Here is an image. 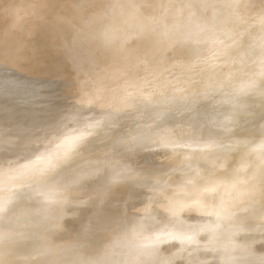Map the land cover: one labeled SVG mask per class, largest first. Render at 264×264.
Listing matches in <instances>:
<instances>
[{"label": "rangeland", "instance_id": "1", "mask_svg": "<svg viewBox=\"0 0 264 264\" xmlns=\"http://www.w3.org/2000/svg\"><path fill=\"white\" fill-rule=\"evenodd\" d=\"M32 1V0H31ZM34 1V0H33ZM30 2V0H29V9H30V11H33V9L35 10V6L37 5V1H35V4H34V2ZM160 0H151V2L153 3V4H156L157 2H159ZM238 2H240L239 3V9H240V11H239V14H238V19H235V18H230V17H228V18H226V17H224L223 18V20L220 22V23H216V24H214V25H212L213 27H218V26H227V27H229V28H233L232 29V31H231V33L233 34L234 32H235V36L236 37H239V42H237L238 44L236 45L237 47H239L240 46V44L242 45V42L244 41V40H247V37L249 36V35H251V34H253V33H255V32H257L258 33V35H256V37L254 38L255 39V42H257L258 40H260V38H262L263 37V28L262 27H264V16H261V14H260V9L261 8H264V0H218V4L219 5H222V6H227V7H230L229 6V4H231V3H233V4H235V3H238ZM30 4H31V6L32 5H34L33 7H31L30 6ZM217 4V5H218ZM228 4V5H227ZM232 4V5H233ZM71 5H72V1L71 0H67V1H65V2H63V1H59V2H57V3H55L54 4V9L55 10H58V11H60L61 9H70V7H71ZM35 7V8H34ZM8 8H10V7H8ZM238 9V10H239ZM8 13L9 14H11L10 13V9H8ZM23 11V10H22ZM152 12V15L153 16H155V15H159L160 14V12H158V11H155V10H148L147 12ZM210 9L209 8H207L206 10H204L203 11V13H202V16H201V18H200V20H201V24H199L198 25V27L200 26V29L201 28H206V30L205 31H203V29H201L202 31H203V33L205 32V33H207V32H210V30L211 29H213V27H211V25L209 26V18H210ZM7 13V15H9ZM34 14V13H33ZM34 15H36V14H34ZM75 20V19H74ZM173 20V17H169V18H166L165 19V27H166V25H168L171 21ZM191 26V28L193 29V27L195 26V28H198V27H196L197 25H190ZM202 26V27H201ZM62 28V27H61ZM210 28V29H209ZM191 29V30H192ZM199 29V28H198ZM198 29H195L196 31L198 30ZM200 29H199V32H196L195 33V31H194V29L192 30V31H190V27L189 28H187V32L185 31V33H183V34H187V35H185V37H187L188 38V33L189 32H192L191 34H193V32H194V34L191 36V37H193V39H194V37L196 38L197 36H194L195 34L196 35H198L197 33H199V40H202L201 38L202 37H205V35L206 34H202V31H200ZM33 28H29L27 31H25L24 33H22L20 30H17V29H15V28H8V32H6L4 35H2L1 36V34H0V89H5V88H7V89H5V90H3L1 93H0V98H2L1 99V101H2V103L0 102V264H8V239L6 240V238H8V233L6 232V230L8 229L9 230V228H11V226L14 228V221H16V219L18 220V218H19V220H18V222H20V223H18V222H15V224H18V225H16V227L18 226V227H20V225H21V227H23L22 226V224H24V223H26V222H30V219H32L33 221H34V223L36 222V221H38V222H41V220L43 219V220H47L48 219V222H43V220H42V223H46V224H44V226L46 225V227L48 226V231H50V226H52V229L53 230H55V228L56 227H54V226H57V223L58 224H60V222H61V220H63V219H59V220H55L54 218H51V219H49L53 214H55V213H51V212H54V211H56L57 209H59V207L60 206H63V204H61L60 205V203H61V201L64 199V200H66V202H67V199L69 198V196L71 195V197L70 198H72V199H70V200H73V199H76L77 198V200H76V202L75 203H77L76 205H74V206H77L76 208L77 209H79L80 207L78 206V204H80L79 202H81L82 201V199L83 200H85V201H88L89 199H91L90 197L91 196H93V195H96L98 192L100 193V194H102V195H100L99 193V195L100 196H98V198H100V199H98V200H100V202H99V204L98 203H96V204H94L95 203V201H97V199L95 198V201L93 202L92 200H94L93 199V197H92V200H90V201H92L91 202V204L89 203V202H85V203H88V204H90L89 206H91V205H95V207L97 208V204H98V206L99 205H101L102 206V200L104 199V200H107V197L105 196L106 195V191L104 190L103 191V189L105 188V186L102 188V187H100V188H102V192L103 193H101V190H100V188L99 189H97L98 191H96V192H94V185H95V181L96 182H98L97 180L99 179V178H97V176H93V175H98L97 173L99 172V173H101L100 175V177H101V179L102 180H104V178H105V182L107 183V185L110 187V188H113L114 187V184L116 185L117 184V182L119 181V183L121 184L122 183V185L124 186V187H126L127 186V184H128V186H130V184H131V186L129 187L130 188V190H131V188H132V190H131V192H132V194H131V196H132V198H138V200L137 199H135V200H137V201H139L140 199H139V197L141 198V195L143 196V195H146L145 196V198L147 199V197H148V202H149V204H150V208H152L154 205H156V203H157V205H159L158 207H160L161 206V203L163 204L162 205V207H161V209H164L165 210V208L164 207H166L167 205V209L166 210H170L169 209V207L171 208V206L174 208L175 207V205L173 204V205H171V204H169V202L170 203H173V202H175L176 204H177V202H178V204L179 205H184V203L186 204V205H184V208H182V210L183 209H187L189 212H191V213H189L187 210L185 211L186 213L188 212L189 214H191V215H195L196 217H195V219L196 220H194V222L195 221H197V218L198 217H201L202 215H203V213H205L204 214V217H201L202 219L201 220H203L204 221V223H205V221H206V219H205V217L207 216V215H209V216H207L206 218H211V216H212V218L213 219H209V221H207L206 223H208V224H203V221H201L200 220V223H199V221H197V222H193V219H194V215H193V218H192V216L191 215H189L188 213L185 215L184 213V211H182L181 210V206H180V208L178 207V208H176V209H180L182 212H180V210L178 211V213H180L179 215H181V213H183L182 215H183V219H184V221L186 220V222L187 223H183L184 221H183V219L181 218V216L179 217L178 216V214H177V211H176V213L175 214H177V216H178V218H179V222H180V218L182 219V221L180 222V224H179V222H178V218L176 217V216H174V219H175V222H174V220H169V216L170 215H172L171 214V212H170V214H168L167 212V216H166V214L164 213L165 211L163 210V214L161 213L162 212V210H160V208H159V210H160V212H156V210L158 209V208H156V207H154V209L153 210H155V208H156V210L155 211H153V212H155V213H153V214H155V215H157L158 213H159V215H157L158 217L159 216H166L165 218L167 219V217H168V220H165V221H168V225L167 224H165V221L162 219V218H160L161 220H163L164 221V223H163V221H158L159 220V218H157V216H154L153 214V216L155 217V218H153L152 217V215H150V216H148L147 217V212L148 211H146V213L144 214L143 213V211H145V210H139L138 209V211H141L142 213H140V212H138L137 210L135 211V212H137L138 214H144V215H146L145 217H147V218H142V219H140L141 217H143V216H141V217H139L140 215H138V217L139 218H137L136 216H134L133 214H130V212H131V209L132 208H134V205H131L132 206V208L130 207V205L128 204V203H126V202H128V200H129V203L131 204V201H135L134 199H132L131 200V196H130V190H128L129 188H128V186H127V189L126 188H124V187H122L121 185H120V187L121 188H119V184L118 185H116L113 189H116V191H113V189H111L110 190V192H115V193H117V195L116 194H114V193H111V194H113V195H109L110 194V192H108V198L109 199H111L112 200V202H113V199H114V202H115V200H119V202H121L120 201V198L122 197V196H124L125 197V199H123V201L121 202L122 203V205L121 204H119L118 203V200L115 202V205L114 206H116V208L112 205V202H111V200H110V203H108L109 202V199H108V201H104V205H105V203H108V205L109 204H111V205H109L108 207H107V205H105V207H107V209L105 208V210H109L108 208H110V212L112 211L111 210V207L113 208H115V211L116 212H114L113 213V211L111 212V216L110 217H112V215H113V218H115L114 220L115 221H117V220H119V222H118V226L120 227V229H122L121 228V226H123V221H122V223L121 224H119L120 223V219H119V216H121V215H124V214H126L127 212V217H128V214H130L129 216H131L132 215V217H128L129 219L130 218H133V223H135L137 220L136 219H139L138 220V223L139 224H137L138 226H140V228H138V226L136 225V223H135V225H136V227L135 228H137V230H138V232H137V230H135L136 231V234H135V232L133 233V229H132V231L130 230V228L128 229V231H127V227H133V226H135V225H133L132 224V219H131V222L130 221H128V222H130L131 224L129 225V223L128 222H126L125 223V221H127V220H129V219H127V217L126 216H121L122 218H121V220H124V223L126 224V226H127V224L129 225V226H125V229L123 230L122 229V231L124 232L125 230L127 231V232H122V234H124V236L123 235H121V236H123L122 238H124L125 240V244H130V245H132L131 243H130V241H127L126 239H128L129 240V238H133V235L135 234V235H137V236H135L134 235V239H133V241H132V243L134 242V246H136L137 244H139L138 243V241H140V244L142 245V247L145 249V245H146V241H144V240H146V239H148V237H149V240L147 241V242H149V241H151V242H149V243H151L152 245H153V243H154V245H153V247H152V245L151 244H147V246H149L150 248H154L153 250L151 249V251L153 252V254L151 253V254H149V252L148 253H145V254H141V253H144L143 251H145V250H142V248L140 247L139 249H141L142 251H140V255H139V249H138V256H136L137 255V252H136V248H138V247H133V249H136L135 250V254H134V257L137 259L136 260V262L133 260L134 259V257H133V255H131L133 258H131L130 260H133L134 262H132V261H127V263L126 264H154L155 262H157L156 264H164V262H163V259L164 258H167V261H166V259H164V261H165V263L167 264V262H168V264L171 262H169L168 261V258H169V260H172V264H177V262H178V264H180L181 262H183V263H181V264H184V261L186 262L185 264H189L191 261H193L192 263H190V264H198V263H200V264H203V263H205L209 258H211V256L213 257V254H214V252H216L218 249H217V247H219V241H220V236L223 234V233H225V231L223 232V227L225 226V230H228V227L226 228V226L228 225V223H226L227 221H226V217L224 216V213H223V211L221 210V208H222V206H220V204L218 205V201H219V203H221V201H223L224 199L226 200L227 198L225 197L224 199H223V197H224V193H225V195H227V196H229V194H227L228 192H227V189H228V187H229V183L231 182V174H233V173H235V174H238L239 176H241V175H245V172L247 173L248 172V170H249V166H250V164L248 163L246 166H243V167H238V165L236 164V162H237V159L238 158H241V157H247V158H249L251 161H257L256 159H257V154L255 153V152H251L250 151V144L253 142V141H256V139H258V137H260V136H258L259 135V133H258V131L256 130V129H254V128H251V127H249V128H244V129H242V130H238L237 131V134H240L241 136H242V139H244L245 141H243V142H240V143H237V144H235L233 147H229L228 146V143L224 140L227 136H229L230 135V133H231V131H229L230 130V123H229V118H230V113L231 112H233V111H230V110H224L223 112H221V113H219L218 112V114L217 115H213L211 118H210V120H208V121H206V119H205V114L203 113V114H200V115H197V117H196V124H197V126H199L200 125V123L204 120V129H205V134H206V145L205 146H203L201 149H193V146H194V144H195V140H194V137L193 136H191L188 132H187V130L185 129V127H183L182 125H181V121L183 120V118L184 117H187V115L189 116V117H194L197 113H198V111L201 109V107H203V106H205V105H208V104H210V102H213L214 104L216 103V101L218 102V104H220V103H222V100H216L217 98H216V92L211 88V86H210V83L208 82V81H205L204 80V82H200V81H203L202 79H204V78H208V75H207V73H208V71H211V70H213L214 68H216L217 69V67H219L220 68V70L222 69V68H225V69H222V71H219L220 73H222L220 76V78H218L219 79V81H217V83H218V85H217V83H216V88H218V89H222L223 88V85H229V86H231V87H233L234 85H236L237 83H238V79H240L242 76H244V75H247V76H250V77H252V75H253V71H254V67L253 66H251L250 64H248L246 61H245V58H244V52H243V50H240V49H238L237 47H235V48H233V49H231L230 50V56L228 57V59H225L224 61H225V63L226 64H224V62L222 63V61L223 60H214L213 62H212V64H213V66L212 67H210L209 68V70L208 71H206L205 72V74H206V76H203L202 77V73L199 75L198 73L199 72H201V66L200 65H198V63L199 64H201L200 62H201V60H197V61H195L196 59H192V60H194V61H192L191 60V58H192V56H194L195 54H193V55H188V54H186L189 58H190V63L189 62H187V61H184L183 62V60L184 59H187L188 57L187 56H185V55H183L182 56V58H181V60L180 59H178L177 58V60L176 61H178L179 60V64L181 63V62H183V63H181V64H187V65H183V66H180V67H178L177 68V66L175 67L174 66V62L175 63H177L175 60H164L163 61V55H164V52H166L165 51V49H164V51H163V55L160 53V50H161V52H162V49H163V47L160 45L159 47L156 45L155 46V48L157 47V51H154V55H153V57H155V58H150V59H147V54L145 53L148 49H146V48H149V46L150 45H148L149 43H151V42H148L147 43V45H146V43H144L143 44V46L141 47V49L143 48V47H145V49H146V51L144 52V48L142 49V53L140 54V57H139V61L136 63V65H135V67H133V69L134 70H132L134 73H133V79H132V81L131 80H126V79H123V81L124 80H126V81H124V82H126L127 84H129V86H131V88H129L128 87V85L126 84V83H124L123 81H120L119 82V80H122V78H124V77H122L121 79H119L120 78V76L119 77H117V76H115V74H114V76H113V74H112V76L114 77V78H118L119 80L118 81H116V80H111V74L109 73V76L111 77V78H109V76L107 75L108 73L107 72H109V71H107L106 72V70H107V68H105V67H103L102 69L101 68H99L100 70H103L104 71V69H105V72L107 73H105L104 72V74H105V76L103 75V76H101L100 75V77H104V78H99V76L98 77H96L97 79H96V81L97 82H99L98 80H102V79H105L106 78V76H108L107 77V79H105L106 80V82L104 81V80H102V81H100V82H102L100 85H104L103 87H100V92H102V96H103V91L105 90V92L104 93H106V95L104 94V96H107V92H109V89L111 90V91H113V88H116V90L114 89V92H118V94H114V92H111L110 94H108V96L109 97H111V95L112 96H114V98H115V96H118V95H122L121 96V98H123V102H122V100L121 101H119V97L120 96H118V98H116L117 99V101H115V99H113L114 101H112V100H109V99H107L108 98V96H107V98H106V100H107V103H109V101L111 102V104H114V105H112V108H111V104H110V108H108L109 109V112H111L110 111V109H113V107L115 108L114 110L116 111H113L112 110V112L111 113H109V112H107V114H109L108 116H107V114H106V116L105 115H101V116H105V117H101L100 118V115L97 113V112H102L101 110H103V108H104V112L105 111H108V109L107 110H105L107 107H109V105L107 104V103H103V101L104 102H106V100L104 99L105 97L103 96V98H102V96H101V93H99L100 94V97H98V93H94L96 96V98H94L93 97V95H90V97H87L86 95L88 94V92H89V94H90V92H98V90L99 89H97L98 88V85H96V84H93V85H95V86H92V84L91 85H88V86H86V87H84V86H81L80 85V81L78 82V80H79V78L77 77V74H76V71H75V69L74 68H72V66H71V62L69 61V59L64 55V52H63V50L60 48V47H53V48H50V49H41V48H39V47H36V50L34 51L35 53H37V54H40V53H42V52H46V53H50V54H52V56L50 55V56H48V55H44V56H42V57H40V61L41 62H39V64L38 65H34V68H30V66H27V67H25V64L27 63V60H28V58H25L24 56V60H20V59H22V58H20L19 59V57H18V62H19V65H21L20 66V68L24 71V73L29 77V78H31L32 79V81H31V84H35V80L36 81H38L37 82V85H36V87L35 88H37V90H39V91H41V93H43L44 95H46L49 99H50V101H51V105L53 106V109L54 110H52V111H44L43 109H44V105H42V104H37V105H35V104H33L32 102H31V100H30V97H26V98H22V96H23V92H25V90H24V88L26 89V90H28L29 91V88H26L25 86L22 88V92L21 91H19V95H21L20 96V100L19 101H16L15 103H10V104H8V64L9 65H11V63H10V59H8V52L10 53L14 48H18V49H22L23 50V52L25 51V49H26V42H32L33 41V37H31V33L33 32ZM73 30L74 29H72V28H65V29H61V31L59 32V34H63L66 38H69V37H71L72 36V32H73ZM188 30H189V32H188ZM236 30V31H235ZM170 32V33H169ZM8 33V34H7ZM166 33H168V35L166 34V35H164V36H168V37H173V36H175L176 37V34L174 35V33H172L173 35H171L170 36V34H171V31H168V32H166ZM182 34V35H183ZM190 34V33H189ZM190 34V35H191ZM208 34V33H207ZM182 35H180V37L182 38ZM190 35H189V40H191L192 38L190 37ZM201 35V36H200ZM10 36H13L15 39L12 41V42H10V43H8V37H10ZM184 36V35H183ZM163 37V36H162ZM161 37V41L162 42H167L165 39H164V37L162 38ZM166 39H167V37H165ZM163 39H164V41H163ZM170 39V38H169ZM184 39V38H183ZM180 39V40H182V41H184V42H188L189 40H187V39ZM242 39V40H241ZM168 40V39H167ZM172 40V39H171ZM180 40H179V42H180ZM191 42V41H190ZM189 42V44H190V46H192V48H196V50H199L201 47L199 46V45H201V44H199L201 41H199V43H197L196 45L194 44V43H190ZM154 44V43H153ZM192 44H194V45H192ZM243 45H245L244 43H243ZM151 46H152V44H151ZM196 46V47H195ZM160 47H162V48H160ZM152 48H154V47H152ZM151 48V49H152ZM154 48V49H155ZM151 49H150V51H151ZM153 50V49H152ZM149 51V50H148ZM159 51V52H158ZM182 50H181V48H177V49H175V50H173V52L170 54L171 56L174 54V55H177V53L179 52H181ZM159 54L160 55H162V56H160V57H162L161 59L160 58H157V57H159ZM186 57V58H185ZM180 58V57H179ZM155 59V60H154ZM156 59H158V60H160L159 61V66H160V68H156V63L155 62H157V60ZM153 60H154V62H153ZM162 60V61H161ZM204 60H206V59H204ZM227 60V61H226ZM171 61V62H170ZM209 61V60H208ZM108 62H111V61H108ZM151 62V63H150ZM154 64H153V63ZM171 63V64H167V63ZM193 62V63H192ZM195 62H197V63H195ZM99 63V62H98ZM158 63V62H157ZM161 63V64H160ZM209 63H210V61H209ZM102 64V63H101ZM100 64V65H101ZM151 64H153V66L151 65ZM167 64V65H166ZM179 64H175V65H178L179 66ZM180 64V65H181ZM191 64V65H190ZM194 66H193V65ZM158 65V64H157ZM215 65V66H214ZM154 66H155V70H153L154 69ZM189 66H191V68H190V70L191 71H193L194 69V67H196V69H195V71L194 72H192V73H194V75L195 76H193L192 74H191V71L188 69V67ZM199 66H200V68H199ZM93 67H95V66H93ZM170 67L172 68L173 67V70H174V68L176 69V70H172L171 69V72H175V74H177L178 76H182V78L184 79L185 77H187L188 79L190 78V81L188 82V83H190L191 82V84L189 85H186L187 83H185V82H187V78L184 80V82L183 83H185V87H182V90H180L181 88L180 87H177L176 88V86L174 87V89L176 88V93L178 94V95H176L175 93L174 94H171L170 93V91L173 93V91L172 90H174L173 88H172V86L170 87V88H168V90H165L164 91V89L163 88H165L166 87V85H168L169 83H170V81L167 83L166 82V80H164V79H167L166 77H167V75H168V73L167 72H169L170 71ZM187 68L186 70L188 71V73H187V76H185V77H183L184 75H186V73H183L184 71L185 72H187L186 70H185V68ZM96 68L97 67H95V71H98V68H97V70H96ZM163 68H167L166 70H162ZM168 68H169V70H168ZM158 71H157V70ZM200 69V70H199ZM109 70V69H108ZM152 70V71H151ZM168 70V71H167ZM178 70V71H177ZM75 71V72H74ZM103 71H101L100 72V74L101 73H103ZM159 71H161V72H159ZM196 71H197V73H196ZM158 72L159 73H163V72H165V74H164V76L162 75V77L164 78H162L161 79V74H160V76H158L159 74H158ZM178 72V73H177ZM189 72H190V74L192 75V77H191V75H188L189 74ZM17 74H16V77H20V75L21 74H23V72L22 71H18V72H16ZM97 73V72H96ZM118 73V75L120 74V72H117ZM155 73L157 74V76H155ZM169 74H170V72H169ZM182 74V75H181ZM209 74V73H208ZM117 75V74H116ZM229 75H233L234 76V78H233V80H228L225 76H229ZM177 76V77H178ZM189 76V77H188ZM199 76V77H198ZM94 77V80H95V76H93ZM196 77H198V79L196 78ZM76 78V79H75ZM90 78H92V77H90ZM89 78V80H88V82H90V80H91V82L90 83H95V81L93 80V79H90ZM99 78V79H98ZM110 80H109V79ZM78 79V80H77ZM160 79H161V81H160ZM192 79H193V82H192ZM196 79V81L194 82V80ZM76 80V81H75ZM199 80V81H198ZM115 82V84H114V82L113 83H109V82ZM183 81V80H182ZM105 82V84H103ZM108 82V83H107ZM116 82H119V83H116ZM158 82V83H157ZM173 81H171V83H172ZM206 82H208V83H206ZM204 83V86L202 85ZM72 84H74V85H72ZM117 84H119V86L117 85ZM125 86H124V85ZM131 84V85H130ZM161 84V85H160ZM193 84V85H192ZM116 85V87H112V86H115ZM121 85V86H120ZM127 85V86H126ZM158 87H156V86ZM16 86H18V85H16V83H14V85H13V87L12 88H15ZM183 86H184V84H183ZM189 86V88H187V87ZM191 86V87H190ZM206 86V87H205ZM118 87V88H117ZM122 87V88H121ZM138 87H139V89H138ZM67 88H70V89H67ZM112 88V89H111ZM124 88H125V94H123L124 93ZM180 88V89H179ZM72 89V90H71ZM97 89V90H96ZM103 89V91H101ZM119 89H121L120 91H119ZM126 89H128V90H126ZM208 89H210L209 91H208ZM94 90V91H93ZM96 90V91H95ZM108 90V91H107ZM118 90V91H117ZM27 91V92H28ZM123 91V92H122ZM160 91V92H159ZM167 91V92H166ZM169 91V92H168ZM122 92V93H121ZM164 92V93H163ZM182 94H181V93ZM188 92V93H187ZM91 93V94H92ZM121 93V94H120ZM152 93V94H151ZM160 93H161V95H160ZM171 95H170V94ZM179 93L181 94V96L179 95ZM86 94V95H85ZM88 94V95H89ZM146 94H147V96H148V94H151L152 96L150 97V96H148L149 98H146L147 100L148 99H150V98H152V99H150V102L148 103L147 102V100H146V103H148V104H151V106H147V104H144V105H141V106H139V105H137V101L138 100H135V99H138L139 97H142V99L141 100H143V99H145V97H147L146 96ZM187 94V95H186ZM89 99V101H90V104H86L87 102L84 100L86 97ZM143 95H144V97H143ZM172 95H173V98H177V96H179V98H177V103L178 104H180V105H177V103L174 101V100H172ZM182 95H185V96H187V98L185 97V96H182ZM17 96V95H16ZM15 96V97H16ZM81 96H83V97H85V98H83V100L86 102V103H84V102H79V100H81L82 99V97ZM139 96V97H138ZM156 96V97H155ZM176 96V97H175ZM189 96V97H188ZM92 97V98H91ZM136 97V98H135ZM77 98H79L78 99V102L76 101L77 100ZM81 98V99H80ZM86 98V99H87ZM98 98H100L101 100H102V102H97V101H94V99L95 100H98ZM133 98H134V100L136 101V105L137 106H139L138 108L139 109H137L136 107V105H135V102H133L132 103V101H133ZM167 98V99H166ZM171 99V101H173V102H175L176 104H172L171 105V103H170V101H169V99ZM181 98H185V100H183L182 101V99ZM87 99V100H88ZM90 99H93V102H92V104L94 105V104H96V103H103V105L100 107V109H99V107H97L99 110L97 111L96 110V112L94 111L95 110V108H96V105H94V106H92L91 105V101L92 100H90ZM111 99V98H110ZM131 100V101H129V100ZM168 100L169 101V103L167 104V102H166V100ZM74 100V101H73ZM139 100H140V98H139ZM152 100V101H151ZM187 100L189 101V102H187ZM70 101V102H69ZM71 101H73V102H71ZM82 101V100H81ZM100 101V100H99ZM118 101L119 102H121V103H118ZM126 101H129V102H127V104H128V106H129V109H127V111H126V113H124L125 111L123 110V111H120V112H117L118 111V109H120L121 108V106L123 107L122 109H125V107H128V106H123V104L126 102ZM158 101H159V103H163L164 105H162V107L161 108H163V110L165 111V114L166 115H164V114H161V115H163V116H161L160 115V113L162 112V109L160 110V108H159V106L161 105H159V103H158ZM162 101H165V102H162ZM180 101H181V103H180ZM74 102H76L77 103V105H78V103H80L79 105H80V107L79 106H77L76 105V103H75V105L73 106V108H72V105H73V103ZM94 102H96V103H94ZM113 102V103H112ZM131 102V103H130ZM184 102V103H183ZM185 102H186V104H185ZM82 103H84V105H86V106H88V107H86V106H83L82 105ZM123 103V104H122ZM130 103V104H129ZM156 103V104H155ZM183 103V104H182ZM71 104V107L69 106ZM105 104H107L106 105V107H105ZM120 104H121V106H120ZM126 104V103H125ZM133 105L132 107H130V105ZM154 104V106L156 107V108H154L152 105ZM165 104H166V108H165ZM100 105V104H99ZM120 106L119 108H117L116 106ZM222 105V104H221ZM76 106V109L75 110H77V111H75L74 110V107ZM81 106H83V107H85V108H81ZM142 106L144 107V106H146V108H148V109H152L153 111H151V109L150 110H148V112H146V110H144V109H146V108H143V109H141L142 108ZM174 106V107H173ZM222 106H224V105H222ZM91 107V109H92V111L94 112V114H93V112H92V114H90L89 112H85V110L86 109H89ZM150 107V108H149ZM177 107V108H176ZM183 107V108H182ZM70 108H72V110L70 109ZM77 108H81L80 109V111H82L83 113H84V115L83 114H81L82 116H87L86 118L84 117H82V119L84 120H82V119H80V121L82 122H84L85 123V119H87L88 117H90V115H92V117H96L97 115L99 116H97V118H98V123H96L95 121L92 123L91 121H90V123H92L93 125H92V127L90 126L91 124H89V118L87 119V123H85L86 125L87 124H89V126L87 127L83 122L81 123V122H79V119H77L78 117H80L79 116V114H78V110L79 109H77ZM132 108V109H131ZM169 108V109H168ZM14 110V111H12V110ZM70 109V110H69ZM117 109V110H116ZM125 109V110H126ZM135 109H136V111H135ZM158 109L160 110V111H158ZM16 110V111H15ZM246 110V115L243 117V118H245L246 116H258V114H260V112H262L258 107H255L254 105H252L251 107H248V108H246L245 109ZM88 111V110H87ZM89 111H91V110H89ZM133 111H135V112H133ZM163 111V112H164ZM72 114H71V113ZM77 112V114H78V116H76L75 118H76V120H73V119H75L74 118V114ZM81 112V113H82ZM118 113L119 114V116H118V114H114V113ZM153 114H151V113ZM162 112V113H163ZM85 113H88V114H86L85 115ZM103 113V112H102ZM106 113V112H105ZM120 113L122 114L123 113V115L120 117ZM150 113V114H149ZM90 114V115H89ZM112 114V116H110ZM157 114H159V115H157ZM8 115H9V118H8ZM72 115H73V117H72ZM76 115V114H75ZM89 115V116H88ZM93 115H96V116H93ZM15 117V119H13V117ZM110 116V117H109ZM171 116V117H170ZM11 117H12V119L13 120H10L11 119ZM106 117H108V121L106 120L107 118ZM19 120V121H16L17 119ZM81 118V117H80ZM94 118L92 119V120H94ZM102 118H104V119H102ZM163 118V119H162ZM171 118V119H170ZM217 120H216V119ZM9 119V120H8ZM64 119V120H63ZM90 119V120H91ZM170 119V120H169ZM220 119V120H219ZM95 120H96V118H95ZM101 120L103 121V120H105V121H107V123H105V124H101L102 122H101ZM133 120H135V122L137 121V125H136V123L133 121ZM218 120H219V124L221 123L222 124V126H221V124L219 125V124H217L218 123ZM12 121H16V123H13ZM21 121V123H19ZM104 121V122H105ZM215 121L217 122V123H215ZM77 122V123H76ZM101 122V123H100ZM111 122V123H110ZM134 122V123H133ZM250 122H252V123H258L259 122V119H254V121H250ZM17 123H19L18 125H20V126H17L16 124ZM23 123V124H22ZM78 123H80V124H78ZM96 123V124H95ZM140 125H139V124ZM247 123H249V122H247ZM26 124L29 126V129H30V134H32L33 136H35V135H39L40 134V136H42V134H44V139H43V137H38V136H36V137H38V139H43V140H45V138H47V137H45V136H48V139H47V141L46 142H48V140H49V142L50 141H53L54 143H53V145L51 146V144L52 143H49L48 145H46L47 147H48V150H45V149H47V148H45L44 149V147H46V146H42V148L44 149V151L42 150V148H40V150H42V152H40L39 151V148L38 147H41V145H45V143H41V142H43V141H41V140H37V138L36 137H32L33 139L34 138H36V139H34L33 141H34V144H33V142H32V145L29 143V139L31 140L32 138H30L31 136H29L28 137V135H29V133H28V126H26ZM82 124H84V125H82ZM102 126H101V125ZM109 124V125H108ZM134 124L136 125V126H134ZM168 124V125H167ZM24 126L25 128H27V129H25V128H23V127H21V126ZM80 125L82 126V127H84L85 126V128H79L80 127ZM95 125H99L100 127H96ZM132 125V126H131ZM176 125V126H175ZM244 124H240V125H237V126H243ZM96 127V129L94 130L93 129V127ZM105 126V127H104ZM141 126V127H140ZM151 126V127H150ZM219 126V127H218ZM22 128V130L24 129V130H26L25 131V133L23 132L22 134H24V135H22L23 136V138L22 139H26V137H27V143L25 142V141H23L22 142V140H20L21 139V135H20V133L22 132L20 129H18V130H20V131H18L16 128ZM87 127V128H86ZM138 127V128H137ZM148 127H150V128H148ZM173 127H175V128H173ZM79 128V129H78ZM89 128V129H88ZM90 128L91 129H93L94 130V132L93 131H90V134H88L89 133V131L88 130H90ZM101 128V129H100ZM132 128H136V130L135 131H132ZM17 130V133L18 132H20V133H18L17 135H15L16 133V131L14 132V130ZM79 131L80 129L82 130L83 129V131L82 132H85L87 129V131H88V133L87 132H85V136L84 137H82V136H80V137H82L83 138V140L82 141H80V139H82V138H80V139H78V137H79V134L81 135L82 134V132L80 131L79 132V134H78V131ZM23 130V131H24ZM73 130H75V132L73 131ZM85 130V131H84ZM175 130V131H174ZM181 130V131H180ZM96 131V132H95ZM148 131V132H147ZM12 134H11V133ZM28 134H27V133ZM69 132H74V133H77L78 134V137L76 138V139H74V138H72L73 136L75 137V134H71L70 133V137H68V133ZM134 132V133H133ZM146 132V133H145ZM10 133V134H9ZM15 133V134H14ZM86 133H87V135H86ZM174 133H175V136H174ZM54 134V135H53ZM77 134H76V136H77ZM139 135L138 137L136 136V135ZM142 134V135H141ZM155 134H156V136H155ZM158 134H160L159 136H157ZM183 134H185V137H182V135ZM187 134V135H186ZM9 135H11V136H9ZM49 135H50V139H52V137H53V140H50L49 139ZM53 135V136H52ZM73 135V136H72ZM84 135V134H83ZM13 136H15L14 138H13ZM26 136V137H25ZM52 136V137H51ZM72 136V137H71ZM95 136V137H94ZM172 136H173V138H172ZM180 136V137H179ZM184 136V135H183ZM188 136V137H187ZM8 137H11V142H10V140H9V138ZM18 137H20V142H21V144L22 145H20V147L19 148H21V150L19 149V148H15V149H17L16 151L17 152H12L13 150H9V149H13L14 147H17L19 144V142H16L15 144L16 145H14V140H16V141H18L17 139H18ZM55 137V138H54ZM12 138L14 139L13 141H12ZM15 138H17V139H15ZM66 138L67 139H69V140H71L70 138H72L73 140L71 141V142H77L78 143V140L80 141V142H82V145L81 146H77V147H74V149H73V147L71 148V147H69L68 145H65V144H67V142H69V140L67 141L66 140ZM119 138H121V140L119 139ZM160 138V140H161V138H163L162 140H161V142H162V144L160 143V141H158V139ZM186 138H188L187 140H186ZM191 140H190V139ZM61 141L60 143L58 142V145L60 146V145H65L64 147L66 148V150H64L65 152H63L62 150L63 149H65L63 146H62V148H61V146L59 147L58 145H57V141ZM116 139H118L119 141H117ZM134 139H138V140H134ZM141 141H140V140ZM166 139V140H165ZM171 139V140H170ZM36 140H37V143L39 144V143H41V144H39V146L38 145H36L35 143H36ZM63 140H66V142H64ZM104 140V141H103ZM116 140V141H115ZM136 142H140L141 143V145H140V143H134V141ZM173 140V141H172ZM186 140V141H185ZM191 141L190 143L188 142V141ZM7 141V142H6ZM9 141V142H8ZM44 141V142H45ZM64 143H63V142ZM103 141V142H102ZM114 141L117 143H119L117 146L114 144ZM172 141V142H171ZM175 141V142H174ZM193 141V142H192ZM31 142V141H30ZM55 142H56V145L58 146V148L59 149H61L60 150V152H61V154L59 153V151L57 152V150H58V148H55L56 147V145H55ZM79 142V143H80ZM105 142V145H103V143ZM113 142V143H112ZM136 144V146H137V144L138 145H140V147L143 145V147H145L146 148V150H145V148L143 149V148H141L140 149V153H139V151L137 150L138 149V147L139 146H135L134 144ZM146 142H147V145L149 146H147L146 147ZM154 142H157L155 145H154ZM160 144H159V143ZM178 142V143H177ZM10 143H12L13 144V146L14 147H12V144H11V146H10ZM29 143V144H28ZM78 143V144H79ZM100 143H101V145H100ZM110 143H112V144H114L113 146H112V144H110ZM143 143V144H142ZM168 143V144H167ZM177 143V146H172V145H174V144H176ZM186 143H189L190 145H191V147H190V145L188 146ZM194 143V144H193ZM9 144V145H8ZM69 144H70V142H69ZM130 144V145H129ZM157 144H159V145H162V146H159V145H157ZM28 145V146H27ZM29 145H31V146H29ZM36 147H35V146ZM101 147L100 149H99V146ZM108 145V146H107ZM109 145H110V148H109ZM119 145H121V147L123 148H120V146ZM153 147H152V146ZM172 146V147H169V146ZM183 145H187V148H186V146H183ZM8 146H10V148H8ZM51 146V147H50ZM55 146V147H54ZM67 146V147H66ZM105 146H107V147H105ZM119 146V148L120 149H122L124 152H122V150H121V152H120V155L118 154L119 153V151L117 152L116 151V155H117V157L119 158L120 156H123V158H119L120 160L121 159H123L124 161L125 160H127V162L125 161L124 163H123V160L122 161H117L116 159H114V158H116V156H115V151H114V149H117V148H114V147H118ZM154 146H156V147H158L159 148V152L160 153H158L157 151H158V149H157V151H154V150H156L155 149V147ZM164 146H166V147H164ZM168 146V147H167ZM27 147V148H26ZM29 147V148H28ZM31 147V148H30ZM53 147L55 148L53 151L54 152H56L57 154H54V152L52 151V149H53ZM102 147H105V148H103L102 149ZM114 149H113V148ZM127 147V148H126ZM163 147V148H162ZM173 147L175 148V151H174V153L175 152H177V153H175V155L173 156L172 155V149H173ZM179 147H182L183 149H181L180 148V150H179ZM36 148V149H35ZM37 148H38V150H37ZM50 148H52V149H50ZM73 150H71V149ZM76 148H79V149H82V150H77ZM98 148V149H97ZM118 148V149H119ZM137 148V149H136ZM148 148H150L149 150H148V152L146 153V151H147V149ZM161 148H162V152H161ZM171 149V150H169V152H171V153H169L167 150L168 149ZM217 148H219V149H217ZM228 148L229 149H231V150H229V152H228V154H230L231 156H228V154H227V151H228ZM14 149V150H15ZM30 151V150H32V152H29V153H31V155H33V156H30V154L29 153H27L28 151ZM33 149H35V150H33ZM67 149H68V151L69 150H71V151H69V152H67ZM76 149V150H75ZM131 149H133L132 151H134V150H136V151H134V154H135V152H137L138 154V156H139V154L140 155H143V153L145 152V154H147V155H145L144 154V156H142V158H140V159H138V161L140 160L141 162L143 161V157H145L146 159V161H143V162H145V165L148 163V165H146V166H148V168H146V166L145 165H143L144 163L142 162H140L138 165H137V161H136V159H134L131 155H130V153H131ZM167 149V150H166ZM214 149H217V151H216V153L214 152ZM10 152H9V151ZM19 150V151H18ZM36 150L39 152H37L40 156H38L37 154H36ZM49 150H50V156H52L53 154V156L52 157H48L49 156ZM143 150V151H142ZM151 150H153L152 152L154 153V154H151L152 152H151ZM219 150H221L220 152H219ZM20 151L22 152H25L27 155H25V157H23L22 155H24L25 153H23L22 155H21V153H20ZM114 151V152H113ZM166 153V152H168V155L169 154H171L170 156H168L167 154H165L164 152ZM182 151L184 152V153H186V154H188V158H187V156L185 155V154H183L185 157V159H183L182 157H183V155H180V154H182ZM189 151H190V153H189ZM192 151V152H191ZM231 151V152H230ZM248 151V152H247ZM52 152H53V154H52ZM143 152V153H142ZM151 152V153H150ZM196 152H197V154H196ZM211 152V153H210ZM213 152L215 153V154H213ZM15 153H17V155L15 154ZM33 153V154H32ZM42 153V154H41ZM59 153V154H58ZM62 153H64V155H62ZM113 153V154H112ZM125 154L126 155V157H124V155H121V154ZM128 153V154H127ZM158 155H157V154ZM166 155V157H165V155ZM173 153V154H174ZM192 153V154H191ZM13 154V155H12ZM15 154V155H14ZM20 154V155H19ZM29 154V155H28ZM37 155V157H34V155ZM160 154V155H159ZM161 154H163L164 155V158H163V155H161ZM178 154V155H177ZM213 154V155H212ZM220 154H221V157H220ZM35 155V156H36ZM109 155V156H108ZM149 155V157H150V155H152L151 157H152V161H151V157L149 158V157H147ZM154 155V156H153ZM156 155V156H155ZM189 155H191V156H189ZM211 155L213 156V157H215L214 159H217V162L216 161H214L213 160V158H211ZM215 155V156H214ZM216 155H218L219 156V159L220 160H223L222 162H224V163H222V162H220L219 160H218V156H216ZM247 155V156H246ZM21 156V157H20ZM26 156H30L29 158L28 157H26ZM127 156H131V160L133 161V159H134V161L136 162H134L135 164H131V160H130V162H129V158L127 157ZM136 156V155H135ZM159 156V158L161 157V159H159V158H157ZM167 156H168V158H169V160H171L170 158H172V159H174L175 161H171V162H165L164 160V162L163 161H161V163H156L158 160H162V159H167ZM175 157V158H177L176 156H178V157H180L181 158V160H180V158H177V159H175V158H173V157ZM208 156H210L209 158H211L213 161H211V159H210V162L208 163L207 162V158H208ZM16 157H18V158H16ZM32 157H34L33 159H30V158H32ZM83 157H84V159H83ZM85 157H87V158H89V159H87L86 160V158ZM141 157V156H140ZM153 157H156L155 159L153 158ZM28 158V159H27ZM47 158V159H46ZM48 158H50V159H48ZM125 158H127V159H125ZM133 158V159H132ZM136 158V157H135ZM138 158V157H137ZM150 159L149 161L147 160V159ZM187 158V159H186ZM209 158H208V160H209ZM45 159V160H44ZM83 159V160H82ZM118 159V160H119ZM40 160H43V162H40ZM59 160H63L62 162H59ZM65 160H67V162L65 161ZM116 162H115V161ZM156 160V161H155ZM168 160V161H169ZM198 160H200V162L198 161ZM86 161V162H85ZM148 161V162H147ZM155 163H154V162ZM205 161V162H204ZM58 162L59 163H62V164H60V166L62 165V166H64V164L63 163H66L65 164V167L66 168H64V169H67V171L66 170H63L64 172L66 171L67 173L66 174H63V171H62V175L60 174V173H58V174H60V175H58L57 174V172H58V170H57V168L59 167L58 166ZM84 162L85 163H87V164H85V169H83L84 167L82 166V163L84 164ZM100 162V163H99ZM104 162V163H103ZM118 162L120 163V165L123 163L124 164V166L122 167V172L120 171L121 170V168L119 167L120 165L118 164ZM129 162V163H128ZM147 162V163H146ZM149 162L151 163H154V164H156L155 165V167L154 168H152L153 166L152 165H154V164H151V165H149ZM195 162H197V166H194L193 164H195ZM204 162V163H203ZM216 162V164H220V163H222V164H220V166H221V168H220V166H218V165H216V164H214ZM220 162V163H219ZM91 163H93V164H97V163H99V164H97V165H95L96 167H93L94 169H92L91 168ZM119 165V166H117V167H115L116 165ZM128 163V164H127ZM225 163L227 164L226 165V167H225ZM11 164V165H10ZM100 164L101 165H105V167H106V165H108L107 166V168H109L108 170L107 169H105V167L103 166H100ZM112 164V165H111ZM122 164V165H123ZM129 164H131V165H129ZM199 164V165H198ZM202 165V167H205V168H203L204 170L205 169H207L208 167L210 168H212L211 169V173L209 174V175H214V171L215 172H217V174H216V177H218V176H220V174H221V177L223 176V180L224 181H222L221 182V180H222V178L221 177H219V178H221V180L219 181L218 180V178H216L215 176H214V178L213 177H211V176H207V172L208 171H204L203 169H202V167H199V166H201ZM205 164H207L206 166H205ZM211 164V165H210ZM99 165V166H98ZM110 165V166H109ZM115 165V166H114ZM215 165V166H214ZM223 165H224V167H225V169L224 168H222L223 167ZM58 166V167H57ZM61 166V167H62ZM81 166V167H80ZM94 166V165H93ZM115 167V168H120V170H116V169H114V170H116V172L113 170V168H110V167ZM144 167V169H143V167ZM150 166H152V167H150ZM190 166H193V167H195L193 170H195L194 172H196L197 174L198 173H204V172H206V174H203V175H206L205 177H203V179L201 178V176H203V175H199L198 174V176H199V179L198 178H195V180H194V177L192 178V175L193 176H196L197 177V174L195 175V174H193V170H191L193 167H190ZM217 166V167H216ZM26 167H27V169L29 170L28 172H27V170H26ZM29 167H33V168H30L29 169ZM35 167H37V170H36V168ZM61 167H59V168H61ZM77 167H79V168H77ZM83 167V168H82ZM98 167V168H97ZM101 167H102V169H104L105 170V172H107L108 171V174L107 173H105L104 172V170H102L101 169ZM149 167L153 170L152 171V175H155V172L158 170V172L161 174V172H162V174L161 175H159L158 173H156V175H158V176H152L153 178V180H155V182L154 183H152L151 181H153V180H151V178H150V185H149V183H148V180H149V178L148 177H150L151 175V171H150V169H149ZM186 167V168H185ZM188 167V168H187ZM196 167H198V168H196ZM207 167V168H206ZM232 167H235V169L234 168H232ZM7 168H8V170H7ZM23 168H25V169H23ZM35 168V169H34ZM58 168V169H59ZM63 168V167H62ZM81 168V169H80ZM95 168H97L96 169V173H94L95 172ZM160 168V169H159ZM216 170H215V169ZM218 168H220V169H218ZM264 168V167H263ZM22 169H23V172H22ZM32 169H33V171H32ZM90 169H92V171L90 170ZM100 169H101V171H103V173L102 172H100ZM130 169V170H129ZM146 169V170H145ZM187 169H189V170H191V172L189 171V170H187ZM200 169L201 170H203V171H201V172H198V171H200ZM217 169L218 170H221V172L220 171H217ZM242 169V170H241ZM245 169V170H244ZM25 170H26V172L27 173H25ZM35 170V171H34ZM60 170V169H59ZM90 170V171H89ZM110 170H113L114 172H111ZM126 170L128 171V172H126ZM135 170L140 174V172H142V170L143 171H145V173L147 172L148 173V175H150V176H146L145 174H140V175H142V178H143V180L142 181H144V178H145V176H146V178H147V181L145 182L146 183V185H147V183H148V188L147 187H145V188H147L149 191H151V184H152V186H154V184L156 185L157 183H159V184H161V186L159 187L158 186V189H157V186H154V190L153 191H151L152 192V194L150 193V192H148V190L147 189H145V188H141L143 185L142 184H140L139 185V187L137 186V188L139 189V188H141L140 190H146L145 191V193L143 194L142 192L144 191H142L141 193H140V190H136L134 187L136 186V185H138V184H136V182H137V180L139 181L140 180V178H141V176H139V174L138 175H135L136 174V172H135ZM178 170L179 171H181V173H180V181L178 180V179H175L176 177H178L179 178V173H178ZM183 170V171H182ZM184 170L186 171V172H188V174L190 173V176H191V182H194V183H192V185H191V187H192V190L191 191H193V195H190V193H191V191H190V193H188L189 192V189L187 188V187H189V185L191 184L189 181H190V177H189V175L186 173V172H184ZM208 170V169H207ZM224 170H225V172L227 173V171H229L228 172V174H226L225 172H224ZM20 171L22 172V174L20 173ZM79 171V172H78ZM86 171V172H85ZM90 172L89 173V175H88V173L87 172ZM117 171H120L122 174H118V172ZM123 171H124V174H123ZM131 171V174L133 173V171L135 172V174H132V175H134L135 177H137L136 179L134 178V176L132 177V178H134L133 179V181H131L130 182V177L132 176L129 172ZM155 171V172H154ZM56 172V173H55ZM60 172V171H59ZM85 174L86 173V176L88 175V176H90V174H91V177H88V178H86V176H85V178H82L83 177V173ZM92 172L94 173V174H92ZM112 173V175L114 176L115 175V178H116V173H117V177H118V181L114 178V177H112V175H109V174H111ZM119 172V173H120ZM176 172H177V174H176ZM184 172V173H183ZM209 172H210V169H209ZM218 172H220V174H218ZM241 174H240V173ZM262 172V170H260L259 172H258V176L260 175V173ZM20 173V174H19ZM36 173H37V175H36ZM77 173V175L78 174H80V176H75V174ZM125 173H128V174H130L131 176L129 177L128 176V174H127V177H128V179H127V177H126V174ZM146 173V174H147ZM183 173V174H182ZM188 175V177L186 178V174ZM223 173V174H222ZM25 174V176H23ZM27 174H29V176L27 175ZM102 174L104 175L103 177L104 178H102ZM174 174H176V175H174ZM20 175H22V176H20ZM26 175H27V177H26ZM46 175V176H45ZM81 175H82V177H81ZM106 175L108 176V177H112V178H114L113 180V182H114V184H112L111 186H110V184H111V181H112V178L110 179L109 178V181H108V178H106ZM119 175H121V176H124L125 175V177H126V179L128 180H126L124 177V180L122 179V177H120ZM145 175V176H144ZM183 175H184V177H185V179L183 180V182H185V183H182V178H184L183 177ZM30 176H33V178L36 180H33V178H31ZM37 176H40V177H47V178H44V182L43 181H40V180H42L43 178H38V179H40L39 180V182L37 181L38 179H37ZM76 177V179L74 178H71V177ZM138 176L140 177L139 179H138ZM144 176V177H143ZM174 176H176L175 178H174ZM258 176H257V179H256V186H257V188H258V190H260L259 189V185H258ZM18 177H26L27 179V181L24 179V180H20V178H18ZM81 179H80V178ZM119 177L122 179V181H124V182H120V180H119ZM159 177V178H158ZM212 178V179H209V178ZM21 178V179H22ZM60 178H61V180H60ZM68 179L69 180V182L71 183L72 181H74V180H76L75 181V183H77V181H79L77 184L78 185H80V184H82L83 183V180L85 181V182H89L88 184H86V183H84V184H86V185H81V186H85V187H87V188H83V187H81V186H79L78 187V185L77 184H75V186H74V188L76 189V188H79V190L80 189H86V190H84V195H90L91 193H93L94 192V194L92 195H90V197H88L89 199L87 200V198H85L86 196H84L83 194H82V191L80 190V193H79V190L78 191H76V192H72V190H74V188H72V183H71V185L68 183L67 184V182H68V180H64V179ZM91 178H96V179H94V181L91 179ZM132 178H131V180H132ZM210 180H208V179ZM230 178V179H229ZM30 179V180H29ZM70 179L72 180V181H70ZM79 179V180H78ZM86 179V180H85ZM100 179V180H101ZM158 180V182L156 183V181ZM174 179L176 180L175 182H172V181H174ZM186 179H188V180H186ZM197 179H198V181L200 180V182H197V183H200L199 185L198 184H196V181H197ZM208 180L210 183H205V184H208L207 186H208V188H209V190H208V188H206V185H204L203 183L205 182V180ZM217 181V184H220V186H221V188H220V186H218L217 184H216V181ZM29 180V181H28ZM33 180V181H32ZM111 180V181H110ZM204 180V181H203ZM213 180V181H212ZM67 181V182H66ZM115 181H116V183H115ZM141 181V180H140ZM139 181V182H140ZM203 181V182H202ZM215 181V182H214ZM220 183H219V182ZM33 182L35 183H37V185H40L39 187L41 188V191L42 192H40L38 195V197H40V198H38L39 200H42V202H43V205H41V204H39V205H37L36 207L37 208H39L38 210H36L37 208L36 207H33V208H35V210L32 208V206L35 204V203H33L34 201H36L35 200V198L37 197L36 196V187L38 188V186H36L35 187V193H34V195H32L31 197H33L34 199V201H32V202H30V199L28 198V201L30 202H28L27 200H26V193H24V190H26V192L28 193V192H30V190H31V188L29 189H27V186H25V185H28L29 187L31 186V185H33V187H34V184H33ZM64 183L65 184V182H66V184L68 185V186H70V188H72L71 189V192H69L70 190L69 189H67L68 188V186L66 185V187H63L64 188V190H65V188H66V190H67V192L68 193H75V195L77 194L78 195V193L80 194V195H83V196H81L80 197V195H78L79 197H77L76 196V198L74 197L73 198V196H72V194H70L69 196H68V193H67V196L68 197H65V198H67V199H65V198H62L61 199V197L62 196H60V197H58V195H56L58 198H60V199H58L59 200V202H57L56 200V202L58 203V205H60L58 208L56 207L57 206V204L55 203V205L53 204L55 201L54 200H50V199H56V198H54V197H52V198H49V197H51V193H53L54 192V188H56V190H57V188H58V186L57 185H59L60 186V188L62 187V186H64L62 183ZM81 182V183H80ZM91 182H93L94 183V185L92 186L91 184H93V183H91ZM125 182H126V186L124 185L125 184ZM128 182V183H127ZM130 182V183H129ZM178 182L180 183L181 182V184H182V187L183 188H185V190L187 191V189H188V192H186L185 190H183L184 192H182V191H180V192H182L183 194H181V193H178L179 192V190H181L180 189V187H179V189H178V186H181V184L180 185H177L178 184ZM187 182L188 183H190L189 185L187 184ZM202 182V183H201ZM215 183V185H214V183ZM32 183V184H31ZM41 183H43V184H41ZM80 183V184H79ZM91 183V184H90ZM98 183H100V182H98ZM98 183H96V184H98ZM106 183H104V181H103V184H105L106 185ZM124 183V184H123ZM133 183V184H132ZM141 183V182H140ZM144 183V182H143ZM144 183V184H145ZM175 183V184H174ZM222 183H226V184H223L224 186V188H226V191H222V190H225V189H222L223 187H222ZM25 184V185H24ZM29 184H31V185H29ZM61 184H62V186H61ZM74 184V183H73ZM100 184H102V182L100 183ZM158 184V185H159ZM166 184H168L167 186H166ZM169 184H170V187H171V184H172V186L173 187H176V185H177V188L176 189H178V192H176L177 190H175V188L173 189V187H171L172 188V190H175L174 191V193L175 194H177V196H181V195H183V197L181 198L182 199V201H183V199H184V201H185V199L187 198V197H189V198H191V196H192V198H191V200L193 199V201H195L196 199H194L195 198V192H196V196H197V198H199L198 197V195H200L201 193L200 192H197V191H202V194H203V201L202 200H197L198 202L199 201H201L202 202V204L205 202L204 200H206L207 198L209 199H207L206 201H207V204L206 205H204V206H202L201 205V202H195V204L196 203H198V205L197 206H199V205H201V207H196V205L195 204H193L194 202H189V203H191L190 205H192V208H193V210H190V209H192V208H190V205L187 203V201H190V199L189 198H187L186 200L187 201H183V202H181V201H175V200H177V196L175 195V194H173V192H166L165 190H166V188L169 186ZM174 184V185H173ZM187 184V185H186ZM193 184H195L194 186H193ZM214 186H213V185ZM25 187H24V186ZM88 185H91L90 187L91 188H89V186ZM99 185V184H98ZM98 185H95L96 187L98 186ZM196 185H198L199 186V189L198 190H196V191H194L195 190V186ZM204 185V186H203ZM211 185H212V189H211ZM55 186H57V187H55ZM103 186V185H102ZM118 186V187H117ZM133 186V187H132ZM145 186V185H144ZM143 186V187H144ZM166 186V187H165ZM186 186V187H185ZM203 186V187H202ZM216 186H218V187H216ZM33 187H32V189H33ZM52 188V190H50L51 188ZM109 187H107L106 186V188H109ZM163 187H165V190H163L164 188ZM191 187H190V189H191ZM200 187H202V188H200ZM26 188V189H25ZM40 188H39V190H40ZM62 188V189H63ZM98 188V187H97ZM105 188V189H106ZM109 188V189H110ZM134 188V189H133ZM159 188H163L162 190H163V192L164 193H169L170 195H172L171 197H169L168 196V198L170 199V200H172L173 198L175 199H173L172 201L173 202H171V201H169L168 199H166L165 197L168 195H163L162 193L163 192H161L160 193V189ZM207 189V190H205V189ZM213 188H214V190H213ZM218 190H217V189ZM47 189H49V190H47ZM89 190V192H88V190ZM96 189V188H95ZM118 189V190H117ZM153 189V188H152ZM156 189V190H155ZM201 189H203V190H201ZM212 191H211V190ZM215 189H216V191H215ZM27 190H29V191H27ZM38 190V189H37ZM58 190H59V188H58ZM58 190L57 191H55V192H57L58 193ZM61 190V189H60ZM59 190V191H60ZM65 190V191H66ZM92 190V192H90ZM100 190V191H99ZM106 190H108V189H106ZM137 191L136 193H140V194H134V195H136L135 197H134V195H133V193H135L134 191ZM157 190L159 191L158 192V194H157ZM167 190L168 191H170V188L168 187L167 188ZM44 191H50V193H44V195L47 197L49 194H50V196L48 197L49 199H47V198H45V196L43 195V192ZM53 191V192H52ZM62 191L63 190H61V195H62ZM65 191H63V192H65ZM86 191V192H85ZM154 191H156L154 194H155V196L153 195V192ZM204 191V192H203ZM207 191V192H206ZM209 191H211L212 193H213V196H211V194L210 193H208ZM215 191V192H214ZM220 191H222L223 193H219ZM228 191H230V189H228ZM261 191V190H260ZM34 192V191H33ZM38 192V191H37ZM54 192V193H55ZM78 192V193H77ZM87 192L88 193H90V194H87ZM148 192V193H147ZM219 194H218V193ZM53 193V194H54ZM56 193V194H57ZM66 193H63V195L64 194H66ZM86 193V194H85ZM147 193V194H146ZM184 193H185V195L188 193V195L189 196H185L184 195ZM199 193V194H198ZM216 193H217V195H216ZM262 193V192H261ZM23 194L25 195V196H23ZM29 194V193H28ZM30 194H31V192H30ZM30 194H29V197H30ZM59 194V193H58ZM59 194V195H60ZM97 194V195H98ZM179 194V195H178ZM198 194V195H197ZM204 194H206V195H208L209 196V194H210V196L208 197L207 196V198L204 196ZM220 194H222L221 195V197L220 196H218V195H220ZM55 195V194H54ZM54 195H52V196H54ZM97 195H96V197H97ZM114 195H116V197L114 196ZM140 195V196H139ZM154 196L155 197V199L153 200V198L154 197H152V196ZM156 195H158V197L156 196ZM215 195V196H214ZM28 196V195H27ZM36 196V197H35ZM42 196L44 197L43 199H42ZM55 196V197H56ZM65 196V195H64ZM113 197V199H112V197ZM164 196V198H165V200L163 201L162 199H160L161 197H163ZM174 196V197H173ZM184 196H185V198H184ZM202 195H200V197H201ZM217 196V197H216ZM30 197V198H31ZM82 197H84V198H82ZM111 197V198H110ZM212 197V198H211ZM218 197H220V198H218ZM21 198H24V200H26L25 202H27L28 203V205L29 206H31V208H29V206H28V208H26L25 209V207H26V203L24 202V201H21ZM80 198V200L81 201H78V199ZM82 198V199H81ZM106 198V199H105ZM144 197H143V201H144V203H145V201H146V203H147V200L145 199ZM158 198V199H157ZM172 198V199H171ZM206 198V199H205ZM213 198H218V200H216V199H214L215 200V204H214V207H221L220 209H219V207L218 208H216V210H219V211H217V213L215 212V211H213V206H211L210 205V203H208L210 200V202L212 203L213 201ZM263 198H264V193H262V201H261V203L263 204V206H264V200H263ZM37 199V198H36ZM37 199V200H38ZM47 199V200H46ZM122 199V198H121ZM189 199V200H188ZM220 199V200H219ZM48 200H50L49 201V203L50 202H53L52 204L56 207V209L54 210V209H52L51 207H53V208H55L53 205H51V204H44V203H46V202H48ZM159 200V201H158ZM178 200H180V198L178 197ZM18 201H20V202H18ZM46 201V202H45ZM126 201V202H125ZM142 201V199L139 201V202H137V203H139V205H140V203L141 202H143ZM152 201V202H151ZM156 201V202H155ZM158 201V202H157ZM162 201V202H161ZM168 201V202H167ZM24 203V206L25 207H22L21 205H23V203ZM38 202L40 203V201H37V203L36 204H38ZM63 202H65V201H63ZM62 202V203H63ZM68 202H71V201H68ZM72 202H74V200L72 201ZM71 202V203H72ZM113 202V203H114ZM136 202V201H135ZM159 202H160V204H159ZM164 202H166V205H164L165 203ZM224 202H227V200L226 201H224ZM224 202H222V205H226V203H224ZM17 203H19V204H17ZM33 203V204H32ZM83 201H82V203H81V207L83 208V205L85 206V205H87V204H85ZM101 203V204H100ZM144 203H142V204H144ZM146 203L144 204L145 206H146ZM182 203V204H181ZM206 203V202H205ZM214 203V202H213ZM213 203H212V205H213ZM9 204H13V205H15V209H14V206H11V208L13 207V209H12V211H10L11 210V208H9L8 207V205ZM16 204H17V206L19 205V206H21V207H19L20 209H22L21 211H20V209L18 210V207L16 206ZM21 204V205H20ZM32 204V205H31ZM35 204V205H36ZM68 204H70V203H67V205ZM119 204V205H118ZM132 204H135L134 202H132ZM177 204V205H178ZM187 204H188V207L187 208H185L186 206H187ZM209 204V209L207 208L208 205ZM217 204V205H216ZM34 205V206H35ZM41 205V208H43V207H45V206H50V207H48L50 210H47L48 212L49 211H51L50 212V214H52L51 216H49L50 214L48 213V212H46L47 214H49V215H47V217H45L46 216V213L45 212H43V210L40 208V207H38V206H40ZM66 205V203L64 204V206ZM73 204H71V205H69L70 207L72 206ZM103 205V206H104ZM138 205V204H137ZM177 205H176V207H177ZM182 205V206H183ZM194 205V206H193ZM225 205L223 206V208L222 209H224V207H225ZM10 206V205H9ZM63 206V207H64ZM88 206V205H87ZM87 206H85V207H87ZM89 206L87 207V209L89 210ZM101 207L100 208V206L98 207L99 208V210H102V211H105L104 210V207ZM119 207V210L117 211V209H118V207ZM131 208V209H129V207ZM142 205H140L139 207H141ZM145 206H142L141 207V209H144L145 208ZM94 207V208H95ZM137 207V206H136ZM135 207V208H136ZM195 207H196V210H195ZM204 207V208H203ZM211 207L213 208V209H211ZM9 208V209H8ZM16 208H17V210L19 211V212H17V210H16ZM65 208H67V206L66 207H64V212L65 213H67L68 211H69V208H67L68 210H67V212L65 211ZM73 206H72V208H70V209H72V211H73ZM75 208V209H76ZM92 207H90V210H92L91 209ZM93 209V211L95 212V214H89L90 216H92L91 218H93L94 216V218H97L98 217V219H99V216H97V214L99 215V213H100V215H101V218L102 219H99V221L100 220H102V222H103V224L105 223V225H107V226H105V227H107V228H103V229H101L103 232H104V230H105V232L107 233L106 235L107 236H109V238H106L107 236L106 235H104V233H103V236H101V235H99V233L97 234V233H95V231L96 230H98V229H94V230H89V228L90 227H92V226H90V227H85V226H87L85 223H87V221L88 220H90L89 222H90V224L89 225H91V224H94L95 223V221L97 222V225H95L96 227H98L99 226V224L101 223V221L98 223V219H94L95 221H94V223L92 222L93 220H91L90 219V216H88L87 218H89V219H85V221H81V219L82 218H80V221L83 223V226L81 227V228H83V227H85L84 229H82L81 230V228L80 227H76L75 225H79V226H81V224L82 223H80V221H78V223H77V220H79V216H78V218H76V216L78 215H75L76 213H78L80 210H77V212H74V215L75 216H73L72 214V211H69L68 213H67V216H68V218H70V219H68L67 217H66V215L64 216L65 218L64 219H68V220H64V221H62V222H65L64 224H66L67 222L68 223H70V224H72V223H74L75 222V225L74 224H72V225H74L75 227V230L77 231L78 230V233L81 231V232H86V230L89 232V233H84V234H86L87 236H88V238L89 239H85L84 240V238H87V236H85L84 237V234L82 233V235H81V233L78 235V233L77 234H75V232H74V229L71 227V225L70 224H66V225H70V226H67L68 228L69 227H71V228H69V231L71 232L70 234H66V230H68V228H65L64 226L65 225H63V227L62 226H60V225H58V228H59V226H60V230L61 231H66L65 232V234H66V237L68 236V238H69V236L70 235H75V237L76 238H78V239H80L79 237H81V236H83V237H81V239H80V241L82 242H80V241H78V239H74V236H72L73 237V239H71V240H73V241H78V242H75V244H73L74 242H68L69 244L71 243V245H67L66 243H63L64 245V247H65V244L67 245V247H70L71 246V248L74 246V245H79L78 243L80 242L81 244H80V248H81V246H83L84 247V249H83V247H82V249L83 250H85L86 248H87V252H89V250L91 251L90 252V256H91V260H92V262L93 263H98V264H108L107 263V261L109 260L108 259V257H107V255L109 256L110 254H111V252H116L117 250L119 251H117V253L116 254H118V253H120V251H121V249L119 248L120 247V245L122 246L123 244H119L117 247H116V245L115 244H117L116 242H118V240H121L120 238V232H118L120 229H119V227L117 226V224H116V227L119 229L118 231L117 230H113V232H114V234L112 233L111 235H109V230H111L112 228H115V226H114V220L112 219L111 220V218H108L109 217V212L108 211H106L107 212V218H108V220H106L105 218H106V216H105V213L104 212H99V210H98V208L97 209ZM138 208V207H137ZM136 208V209H137ZM147 209L146 210H150V209H148V207H146ZM200 208V209H199ZM201 208L202 209H205L206 210V212H203V210H202V214H201ZM25 209V210H24ZM28 209H32V210H34V213L35 214H37V211H38V214H39V216L42 214V212L45 214V218H42V219H38L39 218V216H36L33 212V215L32 216H30V212L32 211V210H30V212H29V210ZM44 209V208H43ZM47 208L45 207V210H46ZM53 211H52V210ZM61 209H63L62 207H60V209H59V211L61 210ZM74 209V210H75ZM175 209V208H174ZM174 209H172V210H174ZM197 209H199V210H197ZM8 210L11 212H8ZM16 210V211H15ZM23 210H24V212H23ZM85 210H86V208H85ZM88 210H86L87 212H89ZM98 210V211H97ZM114 210V209H113ZM130 210V211H129ZM133 210H135V209H133ZM132 210V211H133ZM152 210V209H151ZM151 210L149 211V212H151ZM221 210V211H220ZM25 211H28V212H26L25 213ZM82 211V210H81ZM86 211H84L83 210V212L85 213ZM209 211H213L215 214H216V216H215V214L214 213H211V212H209ZM20 212H23L22 214L24 215V216H26L25 214H27V216H28V218H30V219H28L27 217H25L24 218V220H26V222H22L21 223V220L23 221V219H21V218H23L24 216L23 215H20V217H18V218H16L19 214H21ZM39 212H41V214L39 213ZM62 212V211H61ZM61 212H58V211H56V213H58V214H56V215H59L60 216V214L59 213H61ZM90 212H92V211H90ZM149 212H148V215H149ZM192 212H194V213H192ZM196 212H200L199 213V215H196L197 213ZM209 212V213H208ZM219 212V213H218ZM223 214H222V213ZM8 213H10V214H8ZM82 213V212H81ZM84 213H82V214H84ZM113 213V214H112ZM115 213H118V214H115ZM132 213H134V212H132ZM152 213V212H151ZM157 213V214H156ZM161 213V214H160ZM210 213L212 214L211 216H210ZM14 214H17V216H15V218H14ZM29 214V215H28ZM37 214V215H38ZM44 214H42V215H44ZM62 214H63V212H62ZM80 214V213H79ZM81 214V215H82ZM87 214V213H86ZM86 214L85 215H83L82 217L83 218H85V216H86ZM109 214V215H108ZM114 214H115V216H114ZM173 214H174V212H173ZM201 214V215H200ZM217 214H219V217L221 218H219V217H217ZM222 214V215H221ZM249 215L248 216H250V215H252L253 217H252V219L253 218H255V214H256V212H251V210L249 209V213H248ZM9 215V216H8ZM35 215V217H36V219H38V220H34V216ZM42 215H41V217H42ZM69 215H71L72 217H74L75 218V220H74V218H72L71 216H69ZM116 215H118V218H116L117 216ZM135 215H136V213H135ZM214 215V216H213ZM11 216H13V218L15 219H13L12 220V223H11V221L9 222V219H10V217ZM104 217V219H103V217ZM134 216V217H133ZM162 216V217H163ZM184 216H186V217H188V216H190L189 218L190 219H192V220H190V219H187V218H185ZM222 216V217H221ZM54 217H56V216H54ZM81 217V216H80ZM126 217V219H124ZM150 217H152V219H150ZM177 218V220H176V218ZM215 217V218H214ZM217 217V218H216ZM56 218H58V217H56ZM60 218V217H59ZM61 218H63L62 217V215H61ZM136 218V219H135ZM151 220V221H149V219ZM158 220H157V219ZM219 218V221L217 220ZM225 220H224V219ZM21 219V220H20ZM109 219H110V221H109ZM117 219V220H116ZM147 221H149V222H151V224L148 222V223H146V220ZM154 219V220H153ZM159 222H156V220ZM172 219H173V217H172ZM205 219V220H204ZM224 220V221H222V222H224V226L222 225H220V223L221 224H223L222 222H221V220ZM49 220H51V221H55V222H57V223H54V222H52L53 224L51 225V222H49ZM70 220V221H69ZM153 220V221H152ZM188 220H190V223H188L189 221ZM198 220H199V218H198ZM59 221V222H58ZM67 221V222H66ZM71 221H72V223H71ZM113 222V224H112V222H111V224L113 225V227L112 228H110V225H109V228H108V223L109 222ZM171 221H173L176 225L178 224V225H181V223L182 224H185V226L184 225H181V226H184V228H187L188 227V230H189V225L192 223V224H194V225H196L195 226V229L196 230H194L193 228L194 227H192V229L194 230H192V232L189 230H185V232H187L188 231V233H190V237L184 232V230H182L183 229V227L180 229V230H182L183 232H182V235H181V232H180V235L182 236L181 237V239L179 238V236H177L176 237V235L175 234H177L178 232H179V228H180V226H178L179 228H177V226L175 225V224H173V222H171ZM217 221H218V223H217ZM226 221V222H225ZM8 222H9V224L11 223V225H9L10 227L9 228H7L8 227ZM107 222V223H106ZM157 223V225L158 224H164L162 227H160V229L162 228V230H164L163 232L161 231V233L160 234H158L157 233V230H158V226L156 227L155 225V229H154V231H155V234L154 233H152V232H154L152 229V232H151V230H149L150 228H149V225H152V224H154V223ZM170 222H171V224H170ZM201 222H202V224H203V227L204 228H202V226L201 225H199V224H201ZM32 223V222H31ZM77 223V224H76ZM198 223V224H197ZM241 223V225H242V230H243V228H244V230H251L252 229V227L254 226L253 225V223H252V221L251 220H249V222L248 223H250V224H248L247 222H240ZM13 224V225H12ZM47 224H49V225H47ZM55 224V225H54ZM103 224H100V225H102V227H104V225ZM141 224H148V225H146V227L148 226V230H147V232H151L152 234H150L149 235V233H147V232H145L144 230V233H142V235H139V234H141V227H142V229H146V227H144L143 228V226H145V225H141ZM172 226V230L173 229H175V227H176V230H177V232H176V230H175V232H172L171 231V227H170V225ZM188 224V226H186ZM191 224V226H193ZM216 224H218L217 226V230H220V231H217V233L216 232H213V231H209V229H212V230H214L215 228V226L214 225H216ZM226 224V225H225ZM25 225H27V227L29 226L27 223L25 224ZM24 225V226H25ZM32 224H30V226H31ZM54 225V226H53ZM77 225V226H78ZM133 225V226H132ZM173 225L175 226L174 228H173ZM197 225H199V226H197ZM253 225V226H252ZM44 226H43V224L42 225H40L39 227H38V230L39 231H41L40 233H43V231H45V234H46V229H44ZM94 226V225H93ZM94 226V227H95ZM167 226H169V227H167ZM200 226H201V228H200ZM212 226H214V227H212ZM249 226H252V227H250L249 228ZM61 227L62 228H65V230L64 229H61ZM165 229H164V228ZM198 227L200 228V229H198ZM210 227V228H209ZM212 227V228H211ZM219 227H222V228H219ZM247 227V228H246ZM13 228L11 229L12 231H16V230H13ZM42 230H41V229ZM58 228H56V229H58ZM77 228V229H76ZM99 228V227H98ZM134 228V227H133ZM151 228H153V226H151ZM207 228V229H206ZM219 228V229H218ZM262 228L264 229V226H262ZM15 229V228H14ZM17 229V228H16ZM27 229H29V227L27 228ZM25 230V228L23 229V228H21L18 232V234L20 235V236H22V235H25V232L26 231H28V230ZM70 229H73L72 231L74 232V233H72V231L70 230ZM90 229H93V228H90ZM109 231H107V230ZM160 229H159V232H160ZM204 229V230H203ZM84 230V231H83ZM130 230V231H129ZM202 230V231H201ZM22 231H23V234H22ZM55 231H57V230H55ZM61 231H57V232H60V234H61ZM91 231H92V233H91ZM100 231V230H99ZM99 231H97V232H99ZM116 231H117V233H116ZM139 231H140V233H139ZM172 232V234L173 233H175L173 236H172V234H171V232ZM174 231V230H173ZM204 231V232H203ZM207 231V232H206ZM214 231H216V230H214ZM51 232V231H50ZM64 232H62L63 234H64ZM95 234H94V233ZM101 232V231H100ZM111 232H112V230H111ZM110 232V233H111ZM199 232H202V234L201 235H203V236H201V241H198V237L197 236H199L198 234H199ZM207 233L209 236H210V238H207V236L206 235H204V233ZM208 232H210V233H208ZM218 232H222V234H218ZM39 233V234H40ZM53 233H55L56 234V232H53L52 231V234H51V236L53 237V239L55 238V236H56V238L58 237V235L59 234H56V235H54ZM68 233V232H67ZM118 233H119V235H118ZM126 233V234H125ZM139 233V234H138ZM148 234L149 236L147 237V235H145L147 238H144V240L142 239L143 238V234ZM171 235H170V234ZM7 234V235H6ZM63 234H61L62 235V238L60 237V239L62 240L63 239ZM97 234V235H96ZM101 234H102V232H101ZM184 234H186V236L184 235ZM214 234H216L217 236V238L215 237V235ZM44 233L43 234H40V239L42 240L43 238H44ZM47 236H46V238H44V239H47V237H49V232H48V234H46ZM61 235H59V236H61ZM93 235H95V236H100L99 238H96V237H92ZM114 236V238L116 237L117 238V236L116 235H118V238L119 239H117L116 240V238L114 239V241H113V239H111L110 238V236ZM171 237H170V236ZM178 235H179V233H178ZM255 233L254 234H252V236H254L255 237ZM7 236V237H6ZM43 236V237H42ZM49 237V238H51L50 240H52V237ZM77 236H79V237H77ZM104 236H105V238H106V240H111L110 241V243H108L109 242V240H108V242H106L105 243V245L107 244V246H108V248L109 249H111L112 247V251L111 252H109V250H108V254H107V252L106 253H104L105 251L104 250H102L103 248L107 251V249L105 248V247H107V246H104L103 248L102 247H99V245L100 244H103L104 245V243H102V241H105V240H103L104 239ZM112 236V237H113ZM188 236V237H187ZM218 236H219V241H217L218 240ZM42 237V238H41ZM101 237H103V238H101ZM173 237H175L174 238V240L172 239ZM184 237H186L185 238V240L187 239V238H189V239H187V241H186V244L187 245H184V246H188L187 248L190 250H188L186 247H184V249H182L183 248V244H182V242H181V240L183 241L184 239ZM202 237H206L204 240H202ZM56 238L54 239V241L56 240ZM59 238V237H58ZM57 238V240H59V241H61L60 239H58ZM68 238H65V240H64V242L66 241L67 242V239ZM83 238V239H82ZM102 239L101 241L99 240V239ZM144 241V242H142L141 243V239ZM170 238V240H167V239H169ZM178 238V239H177ZM197 238V239H196ZM214 238V239H213ZM5 239V240H4ZM94 239H95V241H97L98 243H100V244H98L97 242H94ZM138 239H140V240H138ZM180 239V240H179ZM193 239H195L194 240V242L195 243H197V245H198V247H199V244L203 241H210V247H208L209 245V243L207 244L206 242V244L207 245H205V246H207L208 248H209V250H208V248H206L205 246L204 247H202L203 245H201V249L203 248V250H201L200 251V247L198 248V249H196V254L197 255H195V250H192V241L191 240H193ZM199 239H200V236H199ZM208 239H210V240H208ZM211 239H212V241H211ZM217 239V240H216ZM90 240V241H89ZM116 240V241H115ZM123 240V239H122ZM121 240V241H122ZM132 240V239H131ZM138 240V241H137ZM168 241V243H167V241ZM176 241V240H178V241H180V243H178V241L177 242H175V244H173V242L172 241ZM184 240V241H185ZM189 240H190V243L192 244L191 246H189ZM214 240V241H213ZM43 241L44 240H42V243H43ZM45 241H46V244H44L45 243ZM44 241V243H43V246L45 247V245H48V243H49V247H52V245H54V244H52L51 242H47L48 241V239L47 240H45ZM54 241H52V242H54ZM85 241V242H84ZM124 241H123V243H124ZM137 241V242H136ZM172 243H171V242ZM183 241V242H184ZM198 241V242H197ZM216 241V242H215ZM6 242V243H5ZM56 242V241H55ZM62 242H63V240H62ZM62 242H60L61 243V245H60V243H59V246H61L62 248H63V246H62ZM86 242H88V244L86 243ZM89 242H90V244H89ZM129 242V243H128ZM162 242H164V243H162ZM167 244H166V243ZM169 242H170V244L174 247V245H175V247H176V243H178V244H180L181 246H179V245H177V246H179V248L178 249H180V250H178V251H180V253L177 251V249L175 248H173L170 244H169ZM193 242V243H194ZM203 242H202V244H203ZM211 242H213V244H211ZM52 245H51V244ZM120 243V242H119ZM122 243V242H121ZM135 243H137V244H135ZM159 243H161L162 245H160ZM185 243V242H184ZM195 243H194V245H195ZM204 243V244H205ZM87 244V245H86ZM156 244H157V246L159 247V249L157 250V246H156ZM159 244V245H158ZM163 244L165 245V248H166V251L164 250V249H162V248H164V246H163ZM169 244V246H167ZM51 245V246H50ZM77 245H76V247H77ZM84 245H86V247L84 246ZM88 245H89V247H88ZM93 245V246H92ZM97 245H98V247L99 248H97ZM115 245V246H114ZM196 245V246H197ZM213 246V248L214 249H217V250H213L212 251V246ZM242 245L243 244H241V247H240V249L241 250H243L244 248L242 247ZM58 246V247H59ZM91 246V247H90ZM102 246V245H101ZM129 248H130V246L129 245H127ZM138 246H140V245H138ZM161 246V247H160ZM163 246V247H162ZM196 246H194L193 248H195ZM257 246L259 247H257V249H262V251L260 250L259 252H264V241L263 242H261V243H258L257 244ZM48 246H46L45 248H46V250L48 251V249L47 248H49ZM56 247H57V242H56V245H55V249H56ZM76 247H74V252H76L77 251V253H78V251H79V253L78 254H80V253H82L83 254V258L84 257H86V258H84V261L83 260H81L82 259V257H80V256H82L81 254L78 256V258H77V256H75L74 254H72V253H74V252H72L73 251V249H70V251L72 252L71 254L73 255V256H75L76 258H77V260H74V261H76V263H74V264H77V262L79 263V261H80V264H83V262H85L86 261V259L88 258V254H87V252H85V251H81V249L79 248V246H78V248H76ZM96 247V248H95ZM114 247H115V249H117V250H115L114 249ZM123 247H125V249L123 248ZM149 247H147L146 249H147V251H149L150 250V248ZM170 247H171V249L173 248L174 250H168V249H170ZM182 247V248H181ZM62 248H58V249H60L61 250V252L63 251H69V250H67V249H69V248H65V250H63ZM93 248V249H92ZM132 248V247H131ZM149 248V249H148ZM185 248L187 249L186 251H184L185 250ZM197 248V247H196ZM204 248H205V251H204ZM210 248H212L211 250H210ZM44 249V248H43ZM75 249H80V250H76L75 251ZM96 249H99L98 251H100V249H101V252H103V254L101 253V252H98ZM120 249V250H119ZM122 249L124 250V251H122V252H125V250H127V248H126V246L125 245H123L122 246ZM155 249H156V251H155ZM161 249V251H165V252H161V251H159ZM53 251L54 250V248H52V249H49V251ZM59 250V251H60ZM93 250H94V252H93ZM114 250V251H113ZM129 251H128V253H126V255H124V254H119L120 255V257H118V258H122L121 257V255L123 256H128L127 254H129V253H131L130 252V249H128ZM169 251V255L171 254V252L173 251H175L174 253H179V255H177L176 256V254H171L172 255V259H170V256L168 255V253H166V252H168ZM206 250H207V254H205V252H206ZM50 251V252H51ZM56 251L57 250H55V251H53V252H51L52 253V256H53V254L54 255H58V252L59 251H57V253H56ZM131 251H133V250H131ZM177 251V252H176ZM192 251V252H191ZM194 251V252H193ZM198 251H199V253L200 252H202V253H198ZM33 252H35V251H33ZM50 252H47L48 253V255L50 254ZM61 252H59L60 253V256L62 255V254H64L63 252L61 253ZM146 252V251H145ZM154 252H156V253H154ZM159 252H161V253H159ZM208 252H211V253H208ZM46 253V252H45ZM46 253V254H47ZM67 254H68V252H66ZM96 253V254H95ZM177 253V254H178ZM194 253V256L193 257H195L193 260L192 259H190V258H193V257H191L192 256V254ZM34 253H32L31 254V256L33 255ZM71 254H68L69 255V257H68V255L67 256H65V257H68V258H70V255ZM92 254V255H91ZM95 256H94V255ZM99 254V255H98ZM107 254V255H106ZM115 254V255H116ZM147 254V255H146ZM156 254V257L155 256H153V255H155ZM158 254H160V255H158ZM206 256H205V255ZM24 255H27V256H29L27 259H30V255H28L27 254V252L26 253H24ZM24 255L23 256H21V257H24ZM87 255V256H86ZM104 255V256H103ZM114 255V256H115ZM146 255V256H145ZM153 257H155V259H157V257L159 258L160 256L162 257L163 255H166V256H163L162 257V259H160V261H156V260H153L152 262H150L151 260H152V256ZM167 255H168V257H167ZM174 255L176 256V257H178V256H182V258L180 257H178L177 259H176V257H174ZM202 255V256H201ZM204 255V256H203ZM19 256V255H18ZM17 256V258L18 259H20V257H18ZM26 256V257H27ZM47 256V255H46ZM49 256H51V255H49ZM51 256V257H52ZM59 256V255H58ZM58 256H56V257H58ZM89 256V257H90ZM93 256L95 257V259H94V261H93ZM110 256H112V258H114L113 257V254L112 255H110ZM109 256V258H111ZM123 256V257H124ZM131 256H128V257H131ZM197 256H198V258H197ZM202 258H204V259H202ZM34 257H37L36 255L34 256ZM33 257V258H34ZM39 258H41L40 256H38ZM37 257V258H38ZM64 255H63V258H62V256H61V260H63L64 258ZM96 257L99 259V260H97L96 259ZM104 257H107V259L106 258H104ZM128 257H126V259L128 258ZM148 257H151L149 260V262H148V259L147 258ZM175 259H174V258ZM208 259H207V258ZM17 258H15V259H17ZM60 258V257H59ZM71 258H73V257H71ZM70 258V261L72 260ZM75 258V259H76ZM79 258H81V259H79ZM112 258H111V260H112ZM117 257L115 256V258L113 259L114 261L116 260L117 261V259H116ZM125 258V257H124ZM202 259V260H198V259ZM207 260H206V259ZM214 258H215V262H216V264H218L219 263V259H220V257H219V251H217L215 254H214ZM14 259V262L12 261L11 263L12 264H17L18 263V261L16 262V260ZM17 259V260H18ZM26 259V260H27ZM66 259V261H69V260H67V258H65ZM65 259H64V261H65ZM79 259V260H78ZM120 259H118V264H123L122 262L123 261H125L126 259H124L121 263H120ZM154 259V258H153ZM178 259H182L181 261L180 260H178ZM26 260H24V261H26ZM33 260V259H32ZM35 260V261H34ZM34 262H32V264H40V263H36V259L34 258ZM88 260V262L90 263L91 261H89L90 259L88 258L87 259ZM111 260L109 261V262H111ZM112 260V261H113ZM122 260V259H121ZM178 260V261H177ZM247 260V258L245 257V256H243V257H241V260H240V262L241 263H244L245 261ZM20 261V260H19ZM21 261H23V258L21 259ZM27 261H31V260H27ZM42 261V260H41ZM64 261H61L63 264H67V263H69V262H66V263H64ZM73 261V262H74ZM82 261V262H81ZM96 261H98V262H96ZM16 262V263H15ZM38 262V261H37ZM60 262V263H61ZM72 262V261H71ZM72 262V263H73ZM87 262V261H86ZM86 262H85V264H86ZM87 262V263H88ZM92 262H91V264H92ZM117 262H116V264H117ZM180 262V263H179ZM189 262V263H188ZM196 262H198V263H196ZM215 262H214V264H215ZM25 263V262H24ZM24 263H22V264H24ZM71 263V264H72ZM115 264V262H111L110 264ZM18 264H20V262L18 263ZM25 264H27V262L25 263ZM28 264H31L30 262H28ZM124 264H125V262H124ZM171 264V263H170Z\"/></svg>", "mask_w": 264, "mask_h": 264}, {"label": "bare ground", "instance_id": "2", "mask_svg": "<svg viewBox=\"0 0 264 264\" xmlns=\"http://www.w3.org/2000/svg\"><path fill=\"white\" fill-rule=\"evenodd\" d=\"M33 1V0H32ZM31 0H30V2H32ZM35 1H37V0H34L33 2H34V4H35ZM59 1H63V2H65V1H67V0H38L37 1V5L34 7L35 8V10L33 9V11H30V9L28 8L29 7V0H0V34H1V36L2 35H4L6 32H8V28H15V29H17V30H20L22 33H24L25 31H27L29 28H33L34 30H33V32L31 33V37H33V41L30 43L29 41L28 42H26V49H25V51L23 52V50L22 49H18V48H14L10 53L8 52V59H10V63H11V65H9L8 64V104H12V103H15L16 101H19L21 98H20V96L21 95H19V91H21L22 92V88L25 86L26 88H29V91L28 90H26L25 88H24V90H25V92H23V96H22V98L24 99V98H26V97H30V100H31V102L33 103V104H35V105H37V104H42V105H44L43 107H44V111L46 112V111H52V110H54L53 109V106L51 105V101H50V99L46 96V95H44L43 93H41V91H39V90H37V88H35L36 87V85H37V82L38 81H36L35 80V84H31V81H32V79L31 78H29L25 73H24V71L20 68V66L21 65H19V62H18V60L20 59V58H22V59H20V60H24L25 58H28V60H27V63L25 64V67H27V66H30V68H34V65H38L39 64V62H41L40 60V57H42V56H44V55H48V56H52V54H50V53H46V52H42V53H40V54H37V53H35L34 51L36 50V47H39V48H43V49H50V48H53V47H60L62 50H63V52H64V55L69 59V61L71 62V66H72V68H74L75 69V71H76V74H77V77L79 78V80H78V82L80 81V85L81 86H84V87H86V86H88V85H91L92 84V86H95V85H93V84H96V85H98V88L97 89H99L98 90V92L96 91V92H90V94H89V92H88V94L86 95L87 97H90V95H93V97L94 98H96L97 96V94L96 93H98V97H100V94L99 93H101V96H102V92H100V87H103L102 85H100L102 82H100V81H102V80H104L105 82H106V80L105 79H107V77L109 76V73L111 74V77L109 76V78H111V80H116V81H118L119 79H121L122 77H124V78H122V80H119V82L120 81H123V79H126V80H131L132 81V79H133V71L132 70H134L133 69V67H135V65H136V63L139 61V57H140V54L142 53V49L144 48V52L146 51V49H148L145 53L147 54V59H150V58H155V57H153V55L155 54L154 53V51H157L158 49H157V47L155 48V46L157 45L158 47L161 45L162 47H163V49H162V52H161V50H160V53L163 55V51H164V49H165V51L166 52H164V55L162 56V55H160L159 54V57H157V58H164L163 59V61L164 60H177V58L178 59H180L181 60V58H182V56L183 55H185V56H187L186 54H188V55H193V54H195L194 56H192V58H191V60L194 58V59H196L195 61H197L198 59L199 60H201V64H199L198 63V65H200L201 66V72H199L198 74L200 75L202 72V77L203 76H206V74H205V72L206 71H208L209 70V68L210 67H212L213 66V64H212V62L214 61V60H223L222 61V63L224 62V64H226L225 63V59H228V57L230 56V50L231 49H233V48H235V47H237L236 45L238 44L237 42H239L240 40H239V37H236L235 36V32L232 34L231 33V31H232V29L231 28H229V27H227V26H218V27H213L212 25H214V24H216V23H220L222 20H223V18L224 17H226V18H228V17H230V18H235V19H238V14H239V11H240V9H239V3L240 2H238V3H235V4H233V3H231V4H229V6L230 7H227V6H222V5H219L218 4V0H160L159 2H157L156 4H153L152 2H151V0H71L72 1V5H71V7H70V9L68 8V9H61L60 11H58V10H55L54 9V4L55 3H57V2H59ZM218 4V5H217ZM233 4V5H232ZM228 5V4H227ZM30 6H31V4H30ZM34 5H32L31 7H33ZM8 7H10V8H8ZM207 8H209L211 11H210V18H209V26L211 25V27H213V29H211L210 30V32H207V33H203V31H205L206 30V28H201V29H203V31L200 29V26L198 27V25L199 24H201V20H200V18H201V16H202V13H203V11L204 10H206ZM8 9H10V13L11 14H9L8 12ZM155 10V11H158V12H160V14L159 15H155V16H153L152 15V12H147L148 10ZM239 9V10H238ZM23 10V11H22ZM260 14H261V16H264V8H261L260 9ZM7 13L9 14V15H7ZM36 14V15H34V14ZM169 17H173V20L168 24V25H166V27H165V19L166 18H169ZM75 19V20H74ZM190 25H197L196 27H198L199 29H200V31H202V34H206L205 35V37H202L201 39L202 40H199V33H197L198 35H194V36H197L196 38L194 37V39H193V37H191L193 34H194V32H193V34H191L192 32H189V30H188V32L191 34H189L188 33V38L187 37H185V35H187V34H183V33H185V31L187 32V28H189L190 27V31H192L193 29H194V31H195V33L196 32H199V29L198 28H195V26L193 27V29L191 28V26ZM202 25V24H201ZM62 27V28H61ZM202 27V26H201ZM65 28H72V29H74L73 30V32H72V36L71 37H69V38H66L63 34H59V32L61 31V29H65ZM263 28V31H264V27H262ZM192 29V30H191ZM195 29H198L197 31L195 30ZM210 29V28H209ZM234 30V29H233ZM168 31H171V34H170V36L171 35H173L172 33H174V35L176 34V37L175 36H171V37H168V36H164V35H168V33H166V32H168ZM236 31V30H235ZM183 32V33H182ZM165 33V34H164ZM170 33V32H169ZM264 33V32H263ZM8 34V33H7ZM164 34V35H163ZM184 36H183V35ZM180 35H182V38L180 37ZM189 35H190V37L192 38L191 40H189ZM256 35H258V33L257 32H255V33H253V34H251V35H249L248 37H247V40H244L243 42H242V45L240 44V46L239 47H237L238 49H240V50H243V52H244V58H245V61L248 63V64H250L251 66H253L254 67V71H253V75H252V77H250V76H247V75H244V76H242L240 79H238V83L236 84V85H234L233 87H231V86H229V85H223V88L222 89H218V88H216V83H217V81H219V79L218 78H220L221 76V74L222 73H220L219 71H222V69H225V68H222L221 70H220V68L219 67H217V69L216 68H214L213 70H211V71H208V73H207V75H208V78H204V79H202L203 81H200V82H204V80L205 81H208L209 83H210V86H211V88L216 92V100H222V103H220V104H218V102L216 101V103L214 104L213 102H210V104H208V105H205V106H203V107H201V109L198 111V113L194 116V117H189L188 115H187V117H184L183 118V120L181 121V125L183 126V127H185V129L187 130V132L191 135V136H193L194 137V140H195V144H194V146H193V149H201L203 146H205L206 145V134H205V129H204V120L200 123V125L199 126H197V122H196V117H197V115H200V114H205V119H206V121H208V120H210V118L213 116V115H217L218 114V112L219 113H221V112H223L224 110H230V111H233V112H231L230 113V118H229V123H230V130L229 131H231V133H230V135L229 136H227L224 140L228 143V146L229 147H233L235 144H237V143H240V142H243V141H245L244 139H242V136L240 135V134H237V131L238 130H242V129H244V128H249V127H251V128H254V129H256L257 131H258V133H259V135L258 136H260V137H258V139H256V141H253L251 144H250V151L251 152H255L256 154H257V161H251L249 158H247V157H241V158H238L237 159V162H236V164L238 165V167H243V166H246L248 163L250 164V166H249V170H248V172L246 173L245 172V175H241V176H239L238 174H235V173H233V174H231V182L228 184L229 185V187H228V189H230V191H228V189H227V194H229V196H227V195H225V193H224V197H223V199L226 197L227 199V202H224V201H226L225 199L223 200V201H221V203H219V201H218V205L220 204V206H222V208H223V206L225 205H222V202H224V203H226V205H225V207H224V209H222L221 207H219V209L221 208V210L223 211V213H224V216L226 217V223H228V225L226 226V228L228 227V230H225V226H224V222H222V221H224L223 219L221 220V222L223 223V224H221L220 223V225L222 226H224L223 228L222 227H219V228H222L223 229V232L225 231V233H223L222 234V232H218V234L220 233V234H222L221 236H220V241H219V236H218V240L217 241H219L218 243H219V247H217V249H214L213 248V246H212V248H210V250L212 249V251L213 250H217V251H219V257H220V259H219V263L218 264H264V252H259L260 250L262 251V249H257V244L258 243H261V242H263L264 241V229L262 228V226H264V206H263V204L261 203V201H262V193H264V34H263V37L262 38H260V40H258L257 42H255V37H256ZM0 36V37H1ZM164 37V39L167 41V42H162L160 39H161V37ZM201 36V35H200ZM162 37V38H163ZM165 37H167V39L165 38ZM170 38V39H169ZM187 39V40H189L188 42H184V41H182V40H180V39ZM15 38L13 37V36H10V37H8V43H10V42H12L13 40H14ZM164 39H163V41H164ZM172 39V40H171ZM183 39V40H184ZM179 40H180V42H179ZM242 40V39H241ZM192 42V43H194L195 45L197 44V43H199V41H201L199 44H201V45H199L201 48L199 49V50H196V48L194 49V48H192V46H190V44H189V42ZM148 42H151V43H149L148 45H150L149 46V48H146L145 49V47H143L142 49H141V47L143 46V44L144 43H146V45H147V43ZM190 42V43H191ZM154 43V44H153ZM243 43L245 44V45H243ZM151 44H152V46H151ZM194 44H192V45H194ZM145 45V44H144ZM145 45V46H146ZM152 47H154V48H152ZM162 47H160V48H162ZM196 47V46H195ZM153 50H152V49ZM177 48H181V52L179 53H177V55H170L172 52H173V50H175V49H177ZM150 49H151V51H150ZM157 49V50H156ZM154 54H153V53ZM159 52V51H158ZM25 58H24V57ZM160 56H162V57H160ZM189 56V57H190ZM18 57H19V59H18ZM180 57V58H179ZM184 57V56H183ZM188 57V56H187ZM187 58V59H184L183 60V62L184 61H187V62H189L190 61V58ZM186 58V57H185ZM18 59V60H17ZM204 59H206V60H204ZM155 60V59H154ZM154 60H153V62H154ZM157 60V62H155L156 63V68L158 69V68H160V66H159V61L160 60H158V59H156ZM210 61V63H209V61ZM108 61H111V62H108ZM162 61V60H161ZM192 61H194V60H192ZM227 61V60H226ZM99 62V63H98ZM152 62V63H153ZM171 62V61H170ZM167 63V64H171V63ZM177 63H175L174 62V66L176 67L177 66V68L178 67H180V66H183V65H187V64H181V63H183V62H181L180 64L178 63L179 62V60L178 61H176ZM102 63V64H101ZM151 63V62H150ZM190 63V62H189ZM193 63V62H192ZM195 63H197V62H195ZM101 64V65H100ZM154 64V63H153ZM153 64H151L152 66H153ZM158 64V65H157ZM161 64V63H160ZM166 64V65H167ZM175 64H179V66L178 65H175ZM191 65V64H190ZM193 65V64H192ZM93 66H95V67H97L98 68V71H95V67H93ZM194 66V65H193ZM200 66H199V68H200ZM215 66V65H214ZM103 67H105V68H107V70H106V72L107 71H109V72H105V69H104V71L103 70H100L99 68H103ZM97 68H96V70H97ZM176 68V69H177ZM185 68V67H184ZM190 68H191V66H189L188 67V69L190 70ZM109 69V70H108ZM156 69V70H157ZM167 69V68H166ZM165 68H163L162 70L164 71V70H166ZM171 69L173 70V67L171 68L170 67V74H169V72H167L168 73V75H167V79H164L163 77H162V75L164 76V74H165V72H163V73H159V72H161V71H159L158 72V76H160V74H161V79L163 78L164 80H166V82L168 83L169 81H170V83L168 84V85H166V87L165 88H163L164 89V91L165 90H168V88H170L171 86H172V88L174 89V87L176 86V88L177 87H180L179 89L180 90H182V87H185V83H187L186 85H190L191 84V82L190 83H188L189 81H190V78L188 79L187 77H185V76H187V73H188V69L187 68H185V70L187 71V72H183V73H186V75H184L183 77H185L184 79L182 78V76H178L177 74H175V72H171ZM175 68H174V70H176ZM192 69V68H191ZM194 70L193 71H191V74L193 75V76H195L194 75V73H192V72H194L195 71V69H196V67H194L193 68ZM153 70H155V66H154V69ZM168 70H169V68H168ZM167 70V71H168ZM173 70V71H174ZM200 70V69H199ZM18 71H22L23 72V74H21L20 75V77H16V72H18ZM74 71V72H75ZM101 71H103V73H101L100 74V72ZM152 71V70H151ZM158 71V70H157ZM178 71V70H177ZM97 72V73H96ZM104 72L108 75V76H106V78L105 79H102V80H98L99 82H97L96 81V77H98L99 76V78H104V77H100V75L101 76H105V74H104ZM117 72H120V74L118 75V73ZM178 73V72H177ZM196 73H197V71H196ZM112 74H113V76H114V74H115V76H117V77H119L120 75V78L118 79L117 77L116 78H114L113 76H112ZM117 74V75H116ZM190 74V72H189V74L188 75H191ZM182 75V74H181ZM192 75H191V77H192ZM93 76H95V80H94V77ZM155 76H157V74L155 73ZM157 76V77H158ZM178 76V77H177ZM90 77H92V78H90ZM189 77V76H188ZM199 77V76H198ZM198 77H196L197 79H198ZM228 80H233V78H234V76L233 75H229V76H225ZM89 78L90 79H93L94 81H95V83H90L91 82V80H90V82H88V80H89ZM98 78V79H99ZM108 78V79H109ZM187 78V82H185V83H183L184 82V80ZM76 79V78H75ZM161 79H160V81H161ZM110 80V79H109ZM126 80H124V81H126ZM169 80V81H168ZM183 80V81H182ZM189 80V81H188ZM76 81V80H75ZM123 81V82H124ZM171 81H173L172 83H171ZM196 81V79L194 80V82ZM199 81V80H198ZM105 82L103 83V84H105ZM109 82V81H108ZM107 82V83H108ZM114 82V81H113ZM112 81L111 82H109V83H113ZM119 82H116V83H119ZM192 82H193V79H192ZM208 82H206V83H208ZM14 83H16V85H18V86H16L15 88H12L13 87V85H14ZM39 83V82H38ZM124 83H126V82H124ZM158 83V82H157ZM40 84V83H39ZM114 84H115V82H114ZM127 84V83H126ZM183 84H184V86H183ZM72 85H74V84H72ZM118 86H119V84H117ZM124 85V84H123ZM128 85V87L129 88H131V86H129V84H127ZM126 85V86H127ZM131 85V84H130ZM161 85V84H160ZM193 85V84H192ZM203 86H204V83L202 84ZM217 85H218V83H217ZM100 86V87H99ZM121 86V85H120ZM125 86V85H124ZM156 86V85H155ZM112 87H116V85L115 86H112ZM157 87V86H156ZM187 87V86H186ZM191 87V86H190ZM206 87V86H205ZM118 88V87H117ZM122 88V87H121ZM158 88V87H157ZM176 88L174 89V90H172L173 91V93L170 91V93L171 94H176V95H178L177 93H176ZM187 88H189V86L187 87ZM5 89H7V88H5ZM5 89H0V93L3 91V90H5ZM67 89H70V88H67ZM112 89V88H111ZM114 89L116 90V88H113V91H111L110 89H109V92H107V96H108V94H110L111 92H114ZM138 89H139V87H138ZM72 90V89H71ZM121 89H119V91H120ZM126 90H128V89H126ZM210 89H208V91H209ZM28 91V92H27ZM94 91V90H93ZM101 91H103V89L101 90ZM108 91V90H107ZM111 91V92H110ZM118 91V90H117ZM105 92V90L103 91V96H104V94L106 95V93H104ZM123 92V91H122ZM121 92V93H122ZM160 92V91H159ZM167 92V91H166ZM169 92V91H168ZM92 93V94H91ZM96 95H95V94ZM120 93V94H121ZM164 93V92H163ZM169 93V94H170ZM181 93V92H180ZM179 93V95L181 96V94ZM188 93V92H187ZM114 94H118V92H114ZM123 94H125V88H124V93ZM152 94V93H151ZM151 94H148V96H152ZM170 94V95H171ZM17 95V96H16ZM84 95V96H85ZM160 95H161V93H160ZM187 95V94H186ZM16 96V97H15ZM85 96V97H86ZM96 96V97H95ZM103 96H102V98H103ZM107 96H104L105 98V100H106V98H107ZM118 96H120L119 98V101H121L122 100V102H123V98H121V96L122 95H118ZM118 96H115V98H114V96H112L111 95V97H109L108 96V98L107 99H109V100H112V101H114L113 99H115V101H117V99L116 98H118ZM146 96H147V94H146ZM145 97V99H143V100H141L142 99V97H139L140 98V100H139V98L138 99H135V100H138L137 101V105H139V106H141V105H144V104H147V106L149 105V106H151V104H148L149 102H150V99H152V98H150V99H146V98H149V97ZM182 96H185V95H182ZM82 97V101L81 100H79V102H84V103H86L87 101V105L88 104H90V101H89V99L87 100L85 97H83V96H81ZM123 97V96H122ZM143 97H144V95H143ZM156 97V96H155ZM176 97V96H175ZM186 98H187V96H185ZM189 97V96H188ZM83 98H85L84 100L86 101H84L83 100ZM92 98V97H91ZM111 98V99H110ZM113 98V99H112ZM136 98V97H135ZM177 98H179V96H177ZM177 98L175 99V98H173V95H172V100H176L175 102L177 103ZM1 99L2 98H0V102L2 103V101H1ZM78 99L79 98H77V102H78ZM97 99V98H96ZM154 99V98H153ZM167 99V98H166ZM165 99V100H166ZM169 99V98H168ZM182 99V101L183 100H185V98L183 99V98H181ZM90 100H92L91 101V105L92 106H94V105H96V108H95V112H96V110L98 111L99 109H100V107L103 105V103H107V100H106V102H104L103 101V103H96V102H94V103H96V104H92V102H93V99H90ZM100 100V101H99ZM129 100V99H128ZM134 100V98H133V101H132V103L133 102H135V105H136V101ZM146 100H147V102L148 103H146ZM74 101V100H73ZM73 101H71V102H73ZM94 101H97V102H102V100L100 99V98H98V100H95L94 99ZM118 101V103H121V102H119ZM129 101H131V100H129ZM129 101H126L124 104H123V106H128V104H127V102H129ZM152 101V100H151ZM168 100H166V102H167ZM169 101H170V103H171V105L172 104H176L175 102H173V101H171V99H169ZM169 101L167 102V104L169 103ZM186 101V100H185ZM70 102V101H69ZM162 102H165V101H162ZM187 102H189L188 100H187ZM75 103L76 102H74L73 103V105H72V108H73V106L75 105ZM84 103H82V105L83 106H86V105H84ZM109 103L111 104V102L109 101ZM109 103H107L108 105H109V107H107L105 110H107L108 108H110V104ZM113 103V102H112ZM131 103V102H130ZM129 103V104H130ZM158 103H159V101H158ZM179 103V102H178ZM177 103V105H180V104H178ZM180 103H181V101H180ZM184 103V102H183ZM182 103V104H183ZM80 103H78V105H77V103H76V105L77 106H79L80 107V105H79ZM102 104V105H101ZM107 104H105V107H106V105ZM156 104V103H155ZM161 104V105H160ZM185 104H186V102H185ZM224 105V106H222V105ZM112 105H114V104H111V108H112ZM136 105V106H137ZM159 108H160V110L162 109V112L164 111L163 110V108H161L162 107V105H164L163 103H159ZM252 105H254L255 107H258L262 112H260V114H258V116H246L245 118H243L245 115H246V108H248V107H251ZM70 107H71V104L69 105ZM83 106H81V108L83 109V108H85V107H83ZM104 106V105H103ZM120 106H121V104H120ZM119 105L118 106H116L117 108H119L120 107ZM133 105L131 104L130 105V107H132ZM139 106H137L136 108L137 109H139L138 107ZM154 108H156L155 106H154V104L152 105ZM181 106V105H180ZM86 107H88V106H86ZM95 107V106H94ZM93 107V108H94ZM97 107H99V109L97 108ZM174 107V106H173ZM72 108H70L71 110H72ZM81 108H77V109H79L78 110V114H79V116L81 117H78L77 119H79V122H81L80 121V119H82V117L84 118H86L87 116H82L81 114H83L84 115V113L82 112V111H80V109ZM92 108V109H93ZM102 108V107H101ZM123 107L121 106V108L120 109H118V111L117 112H120V111H125L124 113H126V111H127V109H129V106L128 107H125V109H122ZM143 108H146V106H142V108L141 109H143ZM150 108V107H149ZM165 108H166V104H165ZM177 108V107H176ZM183 108V107H182ZM69 109V110H70ZM76 109V106L74 107V110ZM81 109V110H82ZM92 109H91V107L89 108V109H86L85 110V112H89L90 114H92ZM115 108L113 107V109H110V111L112 112V110L113 111H115L114 110ZM132 109V108H131ZM151 109V108H150ZM150 109H148V108H146V109H144V110H146V112H148V110H150ZM169 109V108H168ZM12 110V109H11ZM88 110V111H87ZM89 110H91V111H89ZM101 110V109H100ZM117 110V109H116ZM159 109H158V111H160ZM12 111H14V110H12ZM16 111V110H15ZM75 111H77V110H75ZM102 112H97L99 115L101 114H103V115H105L106 116V114H107V112H109V109H108V111H105L104 112V108H103V110H101ZM135 111H136V109H135ZM135 111H133V112H135ZM151 111H153L152 109H151ZM82 112V113H81ZM111 112H109V113H111ZM116 112V111H115ZM154 112V111H153ZM160 113V115L161 114H164V115H166L165 114V111L163 112V113ZM71 113V112H70ZM75 113V112H74ZM114 113V112H113ZM151 113V112H150ZM149 113V114H150ZM72 114V113H71ZM76 114V115H75ZM74 114V118L76 117V116H78V114H77V112ZM86 114H88V113H85V115ZM89 114V115H90ZM93 114H94V112H93ZM114 114H118V113H114ZM152 114V113H151ZM88 115V116H89ZM100 115V118L101 117H105V116H101ZM109 114H107V116H108ZM123 115V113L121 114L120 113V117ZM153 115V114H152ZM157 115H159V114H157ZM93 116H96V115H93ZM98 116V115H97ZM97 116L95 117L96 118V120H95V118L94 117H92V115H90V117H88L87 119L89 120V124H91L90 126L92 127V123L95 121H97L98 120V118H97ZM110 116H112V114L110 115ZM109 116V117H110ZM118 116H119V114H118ZM161 116H163V115H161ZM13 117V116H12ZM12 117H11V119L10 120H13V119H15V117H13V119H12ZM72 117H73V115H72ZM99 117V116H98ZM113 117V116H112ZM171 117V116H170ZM8 118H9V115H8ZM94 118V120H92V119ZM107 119V121H108V117H106ZM17 119V118H16ZM87 119H85L86 121H87ZM91 119V120H90ZM102 119H104V118H102ZM163 119V118H162ZM171 119V118H170ZM169 119V120H170ZM216 119V118H215ZM254 119H259V122L258 123H252V122H250V121H254ZM9 120V119H8ZM64 120V119H63ZM73 120H76V118L75 119H73ZM83 120V119H82ZM217 120V119H216ZM220 120V119H219ZM219 120H218V123L215 121V123H217V124H219ZM16 121H19L18 119L16 120ZM16 121L14 122V121H12L13 123H16ZM84 121V120H83ZM82 121V122H83ZM85 121V123H87ZM90 121L92 122V123H90ZM99 121V120H98ZM98 121L96 122V123H98ZM105 120H101V124L103 125V124H105V123H107V121H105ZM134 122H135V120H133ZM81 122V123H82ZM133 122V123H134ZM247 122H249V123H247ZM19 123H21V121L19 122ZM19 123H17L16 125L17 126H20V125H18ZM77 123V122H76ZM84 123V122H83ZM84 123V124H85ZM95 123V124H96ZM111 123V122H110ZM136 123V125H137V121L135 122ZM23 124V123H22ZM78 124H80V123H78ZM84 124H82V125H84ZM89 124H85L87 127L89 126ZM100 124V125H101ZM139 124V123H138ZM221 124V123H220ZM219 124V125H220ZM240 124H244L243 126H237V125H240ZM101 125V126H102ZM109 125V124H108ZM135 124H134V126H136ZM140 125V124H139ZM168 125V124H167ZM26 126H28L27 124H26ZM89 126V127H90ZM96 127H100L99 125H95ZM93 127V129L95 130L96 129V127ZM132 126V125H131ZM176 126V125H175ZM221 126H222V124H221ZM21 127H23V128H25L23 125L21 126ZM20 127V128H21ZM82 126L80 125V127L79 128H81ZM86 127V128H87ZM105 127V126H104ZM141 127V126H140ZM151 127V126H150ZM150 127H148V128H150ZM219 127V126H218ZM19 127L18 128H16L17 130L18 129H20ZM78 128V129H79ZM82 128H85V126L84 127H82ZM138 128V127H137ZM173 128H175V127H173ZM14 130V132L16 133H14L15 135H17L18 133H20V132H18L17 133V130ZM25 129H27V128H25ZM89 129V128H88ZM87 129V130H88ZM93 129H91L90 128V130H88L89 131V133H88V131L86 130H84L85 132H87L88 134H90V131H93L94 132V130ZM101 129V128H100ZM22 132L20 133V137H21V139H20V137H18V139L17 138H15V139H17L18 141H16V140H14L13 138L15 137V136H13V138H12V141L14 142V145H16L15 143L16 142H19L18 144V146L17 147H14L13 146V144L12 143H10V146H11V144H12V147H14L13 149H9L10 151L11 150H13L12 152L14 153V152H17L16 150L17 149H15V148H19L20 147V145H22L21 144V142H20V140H22V142L23 141H25L26 139H27V137H26V139H22L23 138V136L22 135H24V134H22L23 132L25 133V131L26 130H22V128L20 129ZM20 130H18V131H20ZM77 130V129H76ZM97 130V129H96ZM136 130V128L134 129V128H132V131H135ZM28 133L30 132V129H29V126H28ZM74 132H75V130H73ZM78 131V130H77ZM82 132L83 131V129L81 130H79L78 131V134H79V132ZM175 131V130H174ZM181 131V130H180ZM74 132H69L67 135H68V137H70V133L71 134H75V137L73 136H71L72 138H74V139H76L77 137H78V134L77 133H74ZM85 132H82V134L80 135L79 134V137H78V139H80V138H82V137H84L85 136ZM96 132V131H95ZM148 132V131H147ZM11 133V132H10ZM9 133V134H10ZM13 133V132H12ZM11 133V134H12ZM27 133V132H26ZM27 133V134H28ZM31 133V132H30ZM29 133V135H28V137L29 136H31L30 138H32V137H36V136H38V137H43L44 136V134H42V136H40V134L39 135H35V136H33L32 134H30ZM87 133H86V135H87ZM134 133V132H133ZM146 133V132H145ZM76 134H77V136H76ZM84 134V135H83ZM54 135V134H53ZM52 135V136H53ZM136 135V134H135ZM142 135V134H141ZM160 134H158L157 136H159ZM184 135V136H183ZM182 135V137H185V134H183ZM187 135V134H186ZM9 136H11V135H9ZM51 136V137H52ZM80 136H82V137H80ZM137 137L139 136V135H136ZM155 136H156V134H155ZM174 136H175V133H174ZM38 137H36L37 138V140L39 141V140H41V139H38ZM45 137H47V138H45V140L47 141V139H48V136H45ZM95 137V136H94ZM176 137V136H175ZM180 137V136H179ZM188 137V136H187ZM9 138V140L11 139V137H8ZM36 138H34V139H36ZM55 138V137H54ZM72 138H70L71 140H69V139H67L66 138V140L68 141L69 140V142H70V144H69V142H67V144H65V145H68L69 147H73V149H74V147H79V146H81L82 145V142H80V141H82L83 140V138L82 139H80V141L78 140V143L75 141H73V142H71L73 139ZM172 138H173V136H172ZM20 139V140H19ZM33 138L30 140L29 139V143L32 145V142H33V144H34V140ZM43 139H44V137H43ZM41 140V141H43V142H41V143H45V145H41V147H38L39 148V151L40 152H42V150L44 151V149L45 148H47V149H45V150H48V147L46 146V145H48L49 143H52L51 144V146L53 145V137H52V139H50V135H49V139L50 140H53V141H50L49 142V140H48V142H46L45 140ZM120 140H121V138H119ZM163 138H161V140H162ZM188 138H186V140H187ZM190 139V138H189ZM34 140V141H33ZM37 140H36V145H38L39 146V144H41V143H37ZM56 140V139H55ZM66 140H63L64 142H66ZM77 140V139H76ZM117 141H119L118 139H116ZM115 140V141H116ZM134 140H138V139H134ZM133 140V141H134ZM140 140V139H139ZM161 140H160V138L158 139V141H160V143L162 144V142H161ZM166 140V139H165ZM171 140V139H170ZM185 140V141H186ZM191 140V139H190ZM188 141L189 143L191 142V141ZM27 141V140H26ZM25 141V142H26ZM31 141V142H30ZM45 141V142H44ZM57 141V140H56ZM62 141V142H63ZM104 141V140H103ZM102 141V142H103ZM114 141V144L117 146L119 143L117 142H115ZM141 141V140H140ZM173 141V140H172ZM171 141V142H172ZM7 142V141H6ZM9 142V141H8ZM10 142H11V140H10ZM28 142V141H27ZM26 142V143H27ZM40 142V141H39ZM58 142L60 143L61 141L59 140V141H57V145H58ZM63 142V143H64ZM175 142V141H174ZM193 142V141H192ZM28 143V144H29ZM113 143V142H112ZM112 143H110V144H112ZM133 143V142H132ZM134 143H140L139 141L137 142H135L134 141ZM133 143V144H134ZM157 142H154V145L156 144ZM159 143V142H158ZM159 143V144H160ZM165 143V142H164ZM163 143V144H164ZM178 143V142H177ZM177 143L176 144H174V145H172V146H177ZM189 143H186L187 145L189 144ZM61 144V143H60ZM114 144H112V146L114 145ZM143 144V143H142ZM159 144H157V145H159ZM162 144V145H163ZM168 144V143H167ZM9 145V144H8ZM31 145H29V146H31ZM55 145H56V142H55ZM56 145V147L55 148H58V146ZM65 145H60L61 146V148H62V146L64 147ZM100 145H101V143H100ZM103 145H105V142L103 143ZM130 145V144H129ZM135 146H136V144H134ZM140 145H141V143H140ZM140 145H138L137 144V146H139L138 147V151H139V153H140V149L141 148H145V147H143V145L140 147ZM162 145H159V146H162ZM165 145V144H164ZM180 145V144H179ZM178 145V146H179ZM187 145H183V146H186V148H187ZM190 145V144H189ZM188 145V146H189ZM192 145V144H191ZM191 145H190V147H191ZM10 146H8V148H10ZM28 146V145H27ZM35 146V145H34ZM42 146H46V147H44V149L42 148ZM49 146V145H48ZM50 146V147H51ZM59 146V147H60ZM99 146V145H98ZM108 146V145H107ZM107 146H105V147H107ZM120 146V148H122L121 147V145H119ZM119 146L118 147H114V148H117V149H114L113 147V149H114V151H115V156H116V158H114V159H116L117 161H122L123 159H119L120 157L121 158H123V156H120L119 158L117 157V153H116V151L118 152L119 150V155H120V152H121V150L123 149H120L119 148ZM136 146V147H137ZM148 145H147V142H146V147H147ZM152 146V145H151ZM158 146V147H159ZM169 146V145H168ZM167 146V147H168ZM172 146H169V147H172ZM177 146V147H178ZM36 147V146H35ZM53 147V149L52 148H50V149H52V151L55 149ZM67 147V146H66ZM105 147H102V149L103 148H105ZM149 147V146H148ZM153 147V146H152ZM155 147V149L156 150H154V151H157V149H158V153H160L159 152V148L158 147H156V146H154ZM164 147H166V146H164ZM27 148V147H26ZM29 148V147H28ZM31 148V147H30ZM38 148H37V150H38ZM40 148H42V150H40ZM65 148V147H64ZM70 148V149H71ZM101 147L99 146V149H100ZM109 148H110V145H109ZM119 148V149H118ZM127 148V147H126ZM163 148V147H162ZM162 148H161V152H162ZM180 148L181 149H183L182 147H179V150H180ZM15 149V150H14ZM20 150H21V148H19ZM36 149V148H35ZM35 149H33V150H35ZM78 151L79 150H82V149H79V148H76ZM75 149V150H76ZM98 149V148H97ZM150 148H148L147 149V151H146V153L148 152V150H149ZM172 149V148H171ZM170 148L167 150L168 152H169V150H171ZM217 149H219V148H217ZM217 149H214V152L216 153V151H217ZM8 150V151H9ZM27 150V149H26ZM29 150V149H28ZM27 150V151H28ZM36 150V154L38 155V156H40L38 153V151ZM60 150L61 149H59L58 148V150H57V152L59 151V153L61 154V152L63 151V152H65L64 150H66V148L65 149H63L61 152H60ZM72 150V149H71ZM71 150H69V151H71ZM133 149H131V153H130V155L134 158V159H136V161L138 162L137 163V165L141 162L140 160V162L138 161V159H140V158H142V156H144V154H145V152L143 153V155H140L139 154V156L137 155L138 153L137 152H135V154H134V151H136V150H134V151H132ZM145 150H146V148H145ZM216 150V151H215ZM229 150H231V149H229L228 148V151H227V154H228V152H229ZM9 151V152H10ZM19 151V150H18ZM68 151V149H67V152H69ZM73 151V150H72ZM71 151V152H72ZM113 151V152H114ZM143 151V150H142ZM150 151V150H149ZM153 150H151V152H152ZM153 151V152H154ZM172 155L174 156L175 155V153H177V152H175L174 153V151H175V148L173 147V149H172ZM181 151V150H180ZM221 150H219V152H220ZM26 152V151H25ZM25 152H21L20 151V153H21V155L23 154V153H25ZM29 152H32V150H30V151H28L27 153H29ZM38 152V153H37ZM54 152V151H53ZM53 152H52V154H53ZM122 152H124L123 150H122ZM150 152V153H151ZM151 153V154H154V153ZM164 152V151H163ZM168 152H164L165 154H167L168 155ZM192 152V151H191ZM213 152V154H215ZM218 152V151H217ZM231 152V151H230ZM248 152V151H247ZM49 156L48 157H52L54 154H57L56 152H54V154L52 155V156H50V150H49ZM58 153V154H59ZM66 153V152H65ZM163 153V154H164ZM169 153H171V152H169ZM174 153V154H173ZM189 153H190V151H189ZM211 153V152H210ZM221 153V152H220ZM16 155H17V153H15ZM14 154V155H15ZM30 154V156H33V155H31V153H29ZM28 154V155H29ZM33 154V153H32ZM35 154V155H36ZM42 154V153H41ZM113 154V153H112ZM128 154V153H127ZM157 154V153H156ZM163 154H161V155H163ZM164 154V155H165ZM183 154H185L186 156H187V158H188V154H186V153H184L183 151H182V154H180V155H183ZM192 154V153H191ZM196 154H197V152H196ZM212 154V155H213ZM217 154V153H216ZM13 155V154H12ZM20 155V154H19ZM25 155H27L26 153L24 154V155H22L23 157H25ZM34 155V157H37V155L35 156ZM62 155H64V153H62ZM121 155H124V157H126V155L125 154H121ZM136 155V156H135ZM145 155H147V154H145ZM158 155V154H157ZM160 155V154H159ZM164 155H163V158H164ZM171 154H169L168 156H170ZM178 155V154H177ZM211 155V158H213V160L214 161H216L217 162V159H214L215 157H213ZM29 156V157H30ZM109 156V155H108ZM131 156H127L128 158L130 157L131 158ZM141 156V157H140ZM152 155H150V157H151ZM154 156V155H153ZM156 156V155H155ZM168 156H167V159H162V160H158L156 163H161V161H165V162H171L172 160L173 161H175L174 159H172V158H170L171 160H169V158H168ZM172 156V157H173ZM189 156H191V155H189ZM215 156V155H214ZM216 156H218V155H216ZM228 156H231L230 154H228ZM247 156V155H246ZM21 157V156H20ZM26 157H28V156H26ZM28 157V158H29ZM34 157H32V158H30V159H33ZM136 157V158H135ZM138 157V158H137ZM147 157H149V155L147 156ZM149 157V158H150ZM165 157H166V155H165ZM177 158H180V157H178V156H176ZM185 156L183 155V159H185L184 158ZM210 156H208V158H209ZM220 157H221V154H220ZM16 158H18V157H16ZM27 158V159H28ZM86 158V160L87 159H89V158H87V157H85ZM128 159L129 160V162H130V160L131 159ZM132 158V159H133ZM144 159H143V161H146L145 159V157H143ZM147 159L148 161L150 160V159ZM154 159L156 158V157H153ZM157 158H159V156L157 157ZM156 158V159H157ZM173 158H175V157H173ZM177 158H175V159H177ZM186 158V159H187ZM208 158H207V162L209 163L210 162V159L211 158H209V160H208ZM218 158V160L220 161V162H222L223 160H220L219 159V156L217 157ZM47 159V158H46ZM48 159H50V158H48ZM83 159H84V157H83ZM82 159V160H83ZM119 159V160H118ZM125 159H127V158H125ZM134 159H133V161H134ZM159 159H161V157L159 158ZM45 160V159H44ZM169 160V161H168ZM180 160H181V158H180ZM212 159H211V161H213ZM63 161V160H62ZM61 160H59V162H62ZM66 162H67V160H65ZM115 161V160H114ZM126 162H127V160H125ZM124 160H123V163L125 162ZM132 161V160H131ZM131 162V164L133 163V164H135L134 162ZM142 161V162H143ZM147 161V162H148ZM151 161H152V157H151ZM156 161V160H155ZM163 161V162H164ZM199 162H200V160H198ZM213 161V162H214ZM40 162H43V160H40ZM58 162V166L59 167H61L60 166V164H62V163H59ZM64 162V161H63ZM86 162V161H85ZM84 162V164L82 163V166L84 167H82L83 169H85V164H87V163H85ZM116 162V161H115ZM118 162V164L120 165V163ZM128 162V163H129ZM141 162V163H142ZM146 162V163H147ZM154 162V161H153ZM205 162V161H204ZM203 162V163H204ZM216 162L214 163V164H216ZM219 162V163H220ZM100 163V162H99ZM99 163H97V164H99ZM104 163V162H103ZM122 163V164H123ZM127 163V164H128ZM144 164L143 165H145V162H143ZM155 163V162H154ZM154 163H150L149 162V165H151V164H154ZM158 163V164H159ZM222 163H224V162H222ZM222 163H220V164H222ZM64 164V166H62L61 168H59L58 166V168L60 169H58L57 168V170H58V172H57V174L58 173H60L61 175H62V171L63 170H66L67 171V169H64V168H66L65 167V164L66 163H63ZM97 164H93V163H91V168L92 169H94L93 167H96L95 165H97ZM115 164V163H114ZM114 165L115 167H117V166H119V165ZM120 165L119 167L121 168V170H120V168H113L112 166L110 167V168H113V170L114 169H116V170H120L121 172H122V167L124 166V164L123 165ZM131 164H129V165H131ZM220 164L218 165V164H216V165H218V166H220ZM228 164V163H227ZM226 163H225V167H226V165H227ZM11 165V164H10ZM94 165V166H93ZM112 165V164H111ZM136 165V164H135ZM146 165H148V163L146 164ZM145 165V166H146ZM155 165L156 164H154V165H152V166H150V167H152V168H154L155 167ZM194 166H197V162H195V164H193ZM199 165V164H198ZM201 165V164H200ZM207 164H205V166H206ZM211 165V164H210ZM99 166V165H98ZM100 166H104L105 167V165H101L100 164ZM107 166L108 165H106V167H105V169H109V168H107ZM110 166V165H109ZM122 166V167H121ZM132 166V165H131ZM144 166V167H145ZM215 166V165H214ZM81 167V166H80ZM102 167H101V169H102ZM143 167V166H142ZM144 167H143V169H144ZM149 167V169H150V171H151V176L150 175H148V171L145 173V171H143L142 170V172H140V174H142L143 172V174H145L146 176L148 175V176H150V177H148L149 178V180H148V183H149V185H150V178H151V180H153L152 178L156 175V173H158L159 175H161L162 174V172H161V174L158 172V170L155 172V175H152L153 173H152V171L154 170H152L151 168ZM190 167H193V166H190ZM199 167H202V165L201 166H199ZM217 167V166H216ZM225 167H224V165H223V167L222 168H224L225 169ZM30 168H33V167H29V169ZM36 168V170H37V167H35ZM34 168V169H35ZM77 168H79V167H77ZM98 168V167H97ZM97 168H95V172L94 173H96V169ZM146 168H148V166H146ZM186 168V167H185ZM188 168V167H187ZM195 167H193L191 170H193ZM196 168H198V167H196ZM203 168H205V167H202V169ZM207 168V167H206ZM220 168H221V166H220ZM220 168H218V169H220ZM232 168H234L235 169V167H232ZM23 169H25V168H23ZM23 169H22V172H23ZM63 169V170H62ZM81 169V168H80ZM92 169H90L91 171H92ZM101 169H100V172H102L103 173V171H101ZM160 169V168H159ZM208 169V170H207ZM207 169H203L204 171H208L207 172V176L211 173V167L209 168H207ZM209 169H210V172H209ZM215 169V168H214ZM217 169V171H220L221 172V170H218ZM7 170H8V168H7ZM26 170H27V172L29 171L28 169H27V167H26ZM26 170H25V173H27L26 172ZM89 170V171H90ZM98 170V169H97ZM102 170H104V169H102ZM110 170L111 172H116V170ZM130 170V169H129ZM146 170V169H145ZM187 170H189V169H187ZM191 170H189L190 172H191ZM203 170H201L200 169V171H198V172H201V171H203ZM216 170V169H215ZM242 170V169H241ZM245 170V169H244ZM260 170H262V172L260 173V175L258 176V172L260 171ZM32 171H33V169H32ZM35 171V170H34ZM60 171V172H59ZM64 172L63 171V174H66L67 172ZM87 172L88 173V175H89V173L90 172ZM99 171V170H98ZM120 171H117L118 172V174H122ZM183 171V170H182ZM195 170H193V174H197L196 172H194ZM22 172L20 171V173L22 174ZM79 172V171H78ZM86 172V171H85ZM104 172H105V170H104ZM110 172V173H111ZM120 172V173H119ZM126 172H128L127 170H126ZM135 172H136V174H135ZM135 172L133 171V173L132 174H135V175H138L139 173L135 170ZM184 172H186L185 170H184ZM183 172V173H184ZM220 172H218V174H220ZM224 172H225V170H224ZM228 172L229 171H227V173L226 174H228ZM19 173V174H20ZM56 173V172H55ZM83 173V172H82ZM93 172H92V174H94ZM105 173H107L108 174V171L107 172H105ZM130 174H131V171L129 172ZM138 173V174H137ZM178 173H179V178L178 177H176V176H174V178L175 179H180V173H181V171H179L178 170ZM182 173V174H183ZM187 174H188V172H186ZM185 173V174H186ZM209 173V174H208ZM217 174V172H215L214 171V175L212 176V175H209V176H211V177H213L214 178V176L216 177V174ZM240 173V172H239ZM60 174H58V175H60ZM98 175H93V176H97V178H99L97 181L98 182H102V184H100V183H98V182H94L95 183V185H98L97 187L94 185V183L93 182H91V183H93V184H91L92 186L94 185V192H96V191H98L97 189H99L100 187H104L105 186V188H106V186L107 187H109L108 185H107V183L105 182L106 180H105V178L103 177L104 175L102 174V178H104V180H102L101 179V173H97ZM123 174H124V171H123ZM126 174V177H127V174L128 173H125ZM130 174H128V176L130 177L131 175ZM139 174V176H141V178L138 176V179L140 178V182L137 180V182H136V184H138V185H136L134 188L136 189L137 188V186L139 187V185L140 184H142L143 186L141 187V188H145V187H147L148 188V183H147V185H146V181H147V178H146V176H145V178H144V181H142L143 180V178H142V175H140ZM176 174H177V172H176ZM176 174H174V175H176ZM186 174V175H187ZM199 175L201 174V175H203V174H206V172H204V173H198ZM198 174H197V177L196 176H193L192 175V178L194 177V180H195V178H198L199 179V176H198ZM223 174V173H222ZM241 174V173H240ZM28 176H29V174H27ZM27 175H26V177H27ZM36 175H37V173H36ZM77 175V173L75 174V176ZM82 175H83V177H82ZM81 175V177L82 178H85V176H86V173L84 174H82ZM87 175V176H88ZM109 175H112V173L111 174H109ZM189 175V177H190V183H188L187 182V184L189 185V187H187L188 189H189V192H188V189H187V191L185 190V188H183L182 187V184H181V182L179 183L178 182V184L177 185H180L181 184V186H178V189H179V187H180V189L181 190H179V192H178V189H176L177 188V185H176V187H173L172 186V184H171V187H173V189L175 188V190H177L176 192H178V193H181V194H183L182 192H184L183 190H185L186 192H188V193H190V191L192 190V187H191V185H192V183H194V182H191V176H190V173L188 174ZM188 175L186 176V178L188 177ZM20 176H22V175H20ZM23 176H25V174L23 175ZM46 176V175H45ZM40 177V176H37V179L38 178H43L42 180H40V179H38L37 181L39 182V180L40 181H43L44 182V178H47V177ZM63 176V175H62ZM71 177V178H75L76 179V177L77 176H80V174H78L76 177ZM86 176V178H88V177H91V174H90V176H88L87 177ZM120 177H122V179L124 180V178L126 179V177H125V175L124 176H121V175H119ZM134 175H132L129 179H130V182L131 181H133V179L135 178H137V177H135L134 176V178H132ZM143 176V177H144ZM153 176V177H152ZM156 176H158V175H156ZM206 175H203V176H201V178L203 179V177H205ZM224 176V175H223ZM223 176L221 177V174H220V176H218V177H216V178H218V180L220 181L221 180V178H222V180H221V182L222 181H224L223 179ZM257 176H258V185H259V189L261 190H258V188H257V186H256V179H257ZM24 178L25 180L27 179V178ZM31 178H33V176H30ZM112 177H114L115 178V175L113 176L112 175ZM111 177V178H112ZM119 177V180L121 179ZM124 177V178H123ZM183 177H184V175H183ZM209 178V179H212V178ZM219 177H221V178H219ZM18 178H20V177H18ZM22 178V177H21ZM20 178V180L22 181V180H24L23 178L21 179ZM78 178V177H77ZM80 178V177H79ZM106 178H108V181H109V178L110 177H108L107 175H106ZM110 178V179H111ZM114 178H112V181H111V184H110V186L112 185V184H114ZM131 178H132V180H131ZM159 178V177H158ZM36 179V178H35ZM34 178H33V180H35ZM72 179V180H73ZM81 179V178H80ZM93 181H94V179H96V178H91ZM101 179V180H100ZM116 180L118 179V177H117V173H116V178H115ZM122 179L120 180V182H124V181H122ZM127 179H128V177H127ZM126 179V180H127ZM134 179V180H135ZM174 179V181H172V182H175L176 180ZM185 179V177L184 178H182V183H185V182H183V180ZM198 179H197V181H196V184H200V183H197V182H200V180L198 181ZM208 179V178H207ZM205 180V182L203 183L204 185H206V188H208V184H205L206 182L207 183H210L208 180ZM230 179V178H229ZM30 180V179H29ZM28 180V181H29ZM32 180V181H33ZM60 180H61V178H60ZM64 180H68V179H64ZM71 179H70V181H72ZM79 180V179H78ZM86 180V179H85ZM157 180V179H156ZM186 180H188V179H186ZM215 180V179H214ZM27 181V180H26ZM36 181V180H35ZM75 181L76 180H74V181H72L71 183H72V185H71V183L69 182V180H68V182H67V184L69 183L71 186H72V188H74V186H75V184H77L79 181H77V183H75ZM103 181H104V183H106V185L105 184H103ZM118 181V180H117ZM128 181V180H127ZM180 181V180H179ZM204 181V180H203ZM202 181V182H203ZM213 181V180H212ZM216 181V180H215ZM214 181V182H215ZM218 181V182H219ZM66 182H65V184H66ZM90 182V181H89ZM89 182H85L84 180H83V183L82 184H80V185H78V187L79 186H81V185H83L84 183H86V184H88ZM129 182V183H130ZM134 182V181H133ZM145 184H144V183ZM152 183H154L155 182V180H153V181H151ZM158 182V180L156 181V183ZM201 182V183H202ZM213 182V183H214ZM62 183V182H61ZM74 183V184H73ZM96 183H98V184H96ZM115 183H116V181H115ZM128 183V182H127ZM220 183V182H219ZM32 184V183H31ZM31 184H29V185H31ZM33 184H34V187H33V185H31L30 187L28 186V185H25V186H27V189L29 188H31V190H30V192H31V194H30V192H28L29 194H30V197L32 196V195H34V193H35V190H36V198L38 199V198H40V197H38L39 195V193L40 192H42L41 191V186L40 185H37V183L35 182H33ZM41 184H43V183H41ZM62 184L64 185V186H62ZM61 184V188H60V186L59 185H57L58 186V188H59V190L61 189V190H63V191H65L66 190V185L64 184V183H62ZM86 184H84V185H86ZM119 184V188H121L120 187V185L122 186V187H124L123 185H122V183L120 184L119 183V181L117 182V184L116 185H118ZM124 184V183H123ZM133 184V183H132ZM159 183H157L156 185L154 184V186H157V189H158V186L160 187L161 186V184H159ZM175 184V183H174ZM173 184V185H174ZM186 184V185H187ZM216 184H217V181H216ZM221 184V183H220ZM220 184H217L218 186H220ZM223 184H226V183H222V187L224 186ZM23 185V186H24ZM38 186V188L36 187V186ZM74 185V186H73ZM76 185V186H77ZM91 185H88L89 186V188H91L92 186ZM101 185V186H100ZM103 185V186H102ZM115 184H114V187L116 186ZM125 186H126V182H125V184H124ZM168 184H166V186H167ZM195 184H193V186H194ZM198 185H196L195 186V190L194 191H196V190H198L199 189V186ZM203 185V186H204ZM213 185V184H212ZM212 185H211V189H212ZM214 185H215V183H214ZM213 185V186H214ZM24 186V187H25ZM40 186V187H39ZM57 186H55V187H57ZM68 186V185H67ZM75 186V187H76ZM87 186V185H86ZM91 186V187H90ZM100 186V187H99ZM113 186V185H112ZM127 186H128V184H127ZM127 186L126 187H124V188H126L127 189ZM130 186H131V184H130ZM130 186H128V188L130 187ZM154 186H152V184H151V191H153L154 190ZM165 186V187H166ZM202 186V187H203ZM218 186H216V187H218ZM32 187H33V189H32ZM35 187H36V189H35ZM63 187H66L65 188V190H64V188ZM81 187H83V188H87V187H85V186H81ZM113 187V188H114ZM118 187V186H117ZM133 187V186H132ZM162 187V186H161ZM165 187H163L162 189L163 190H165ZM170 188V191H168L167 190V188ZM167 188H166V192H173V194H175L174 193V191L175 190H172V188L170 187V184H169V186H168ZM186 187V186H185ZM190 187H191V189H190ZM202 187H200V188H202ZM39 188H40V190H39ZM51 188V187H50ZM53 188V187H52ZM52 188L50 189V190H52ZM58 188H57V190H58ZM63 188V189H62ZM72 188H70V186H68V188L67 189H69L70 191L69 192H71V189ZM80 188V187H79ZM79 188H74V190H72V192L74 191V192H76V191H78L79 190ZM96 188V189H95ZM102 188H100V190H101V193H103L102 192ZM103 189V191L105 190L107 193H106V197H107V200H102V206L104 205V201H108V192H110V190L111 189H113V188H106V189H108V190H106V189ZM133 188V189H134ZM141 188H137L136 190H140ZM147 188H145V189H147ZM153 188V189H152ZM210 188V187H209ZM209 188H208V190H209ZM219 188V187H218ZM220 188H221V186H220ZM219 188V189H220ZM26 189V188H25ZM35 189V190H34ZM38 189V190H37ZM55 190H54V192L55 191H57L56 190V188H54ZM78 189V190H77ZM160 189V193L161 192H163V190L161 189V188H159ZM205 189V188H204ZM210 189V190H211ZM217 189V188H216ZM216 189H215V191H216ZM222 189H225V190H222V191H226V188H222ZM47 190H49V189H47ZM58 190V193L60 194L61 193V190L59 191ZM81 191H82V194L84 195V190H86V189H80ZM80 190H79V193H80ZM88 190V189H87ZM99 190V191H100ZM118 190V189H117ZM128 190H130V188L128 189ZM131 190H132V188H131ZM131 190H130V196H131V194H132V192H131ZM144 190V189H143ZM143 190H140V193L143 191ZM148 190V189H147ZM156 190V189H155ZM201 190H203V189H201ZM205 190H207V189H205ZM207 190V191H208ZM213 190H214V188H213ZM218 190V189H217ZM27 191H29V190H27ZM34 191V192H33ZM38 191V192H37ZM40 191V192H39ZM62 191V195L60 194H58L57 192H53V193H51L52 195H54V196H52L51 195V197H49L50 196V194L46 197L45 195H44V193H50V191H44L43 192V195L45 196V198H47V199H49V198H52V197H54V198H56V199H50V200H58V199H60V198H58V197H60V196H62L61 197V199L62 198H65V197H68L70 194H72V193H68L67 192V190L65 191V192H63ZM113 191H116V189H113ZM134 191V190H133ZM145 191L146 190H144L142 193L144 194L145 193ZM151 191H149L148 190V192H150L151 194H152V192ZM180 191H182V192H180ZM206 191V192H207ZM212 191V190H211ZM211 191H209L208 193H212ZM214 191V192H215ZM222 191H220L221 193H223ZM68 193V196H67V193ZM86 192V191H85ZM88 192H89V190H88ZM87 192V194H90V193H88ZM90 192H92V190L90 191ZM94 192L93 193H91L92 195L94 194ZM135 193H133V195L134 194H140L139 192L138 193H136L137 191H134ZM147 192V193H148ZM156 191H154L153 192V195L155 196V193ZM158 190H157V194H158ZM197 192H200L201 194L200 195H202L201 197H200V195H198V197L199 198H197V196H196V192L194 193L195 194V198L194 199H196L195 201H193V199L191 200V198H192V196H191V198H189V197H187V198H189L190 199V201H187L186 199H185V201H187V203L190 205L192 202H194L193 204H195V202H198L197 200H202L203 198V194H202V191H197ZM204 192V191H203ZM219 192V191H218ZM217 192V193H218ZM219 192V193H220ZM262 192V193H261ZM24 193H26V200L28 201V198L30 199V202H32V201H34L33 199V197H29V194L26 192V190H24ZM38 193V194H37ZM57 193V194H56ZM63 193H66V194H64L63 195ZM78 193V192H77ZM78 193V195H80ZM97 193V192H96ZM99 193V192H98ZM97 193V194H98ZM111 193H114V194H116L117 195V193H115V192H110V194L109 195H113V194H111ZM146 193V194H147ZM169 193H162L163 195H167L165 198L166 199H168L169 201H171V202H173L172 200H170L169 198H168V196L170 195ZM188 193L186 194L187 196H189L188 195ZM217 193H216V195H217ZM218 193V194H219ZM86 194V193H85ZM90 194V195H91ZM96 194V195H97ZM100 194V193H99ZM97 195V197H96V195H93V196H91L90 197V195L88 196V197H90L91 199H89L86 195H84V196H86L85 198H87V200L88 201H85V200H83L82 198H84V197H82L81 199H82V201L85 203V202H89L90 204H91V202L93 201H95V198L97 199L98 198V196H100V195H102V194H100V195ZM210 194H209V196H210ZM28 195V196H27ZM56 195H58V197L56 196ZM74 195V196H73ZM77 194L75 195V193H73L72 194V196H73V198L75 197L76 198V196L77 197H79ZM83 195H80V197L81 196H83ZM116 195H114L115 197H116ZM176 196H177V194H175ZM179 195V194H178ZM184 195H185V193H184ZM185 195V196H186ZM190 195H193V191H191V193H190ZM206 194H204V196H205ZM221 195L222 194H220V195H218V196H220L221 197ZM23 196H25L24 194H23ZM56 196V197H55ZM113 196V197H114ZM125 196V195H124ZM124 196H122L121 198H120V201L122 200L123 201V199H125V197ZM136 195H134V197H135ZM140 196V195H139ZM145 196L146 195H141V198L139 197V199L141 200L142 199V201H143V197L145 198ZM152 196V195H151ZM154 196H152V197H154ZM157 197H158V195H156ZM172 195H170L169 197H171ZM182 197H183V195H181ZM181 196H177V200H175L176 202L177 201H181V202H183L184 201V199H183V201H182V197ZM185 196H184V198H185ZM207 196L208 195H206L205 197L207 198ZM208 196V197H209ZM211 196H213V193L211 194ZM215 196V195H214ZM49 197V198H48ZM71 197V195L69 196V198L67 199V198H65V199H67V202H66V200H62L61 201V203L59 202V200L57 201V202H59L60 203V205L61 204H63V206H64V204L66 203V205L64 206V207H66L67 206V208H69V211H72V209H70V208H72V206L74 207L73 208V211L74 212H77V210H80L78 213H76L75 215H77L76 216V218H78V216H79V220H77V223H78V221H80V218H82L81 219V221H85V219L88 217V216H90L92 213L93 214H95V210L93 211V209H95L96 207H95V205H91V206H89L90 204H88V203H85V204H87L88 206H89V210H90V207H92L91 209L92 210H90V211H92V212H90L88 209H87V205H85V206H87V207H85L84 205H83V208L81 207V203H82V201L80 200V198L78 199V201H81V202H79L80 204H78V206L80 207L79 209H77L78 207L77 206H74V205H76L77 203H75L76 202V200H77V198L76 199H73L74 200V202H72L73 200H70V199H72V198H70ZM92 197H93V199L94 200H92ZM95 197V198H94ZM112 197V196H111ZM110 197V198H111ZM113 197H112V199H113ZM137 197V196H136ZM174 197V196H173ZM178 197L180 198V200H178ZM217 197V196H216ZM220 197H218V198H220ZM35 198V200L36 201H34L33 203H37V201H40V203L38 202V204H34L33 206H32V208L33 207H36L37 205H39V204H41V205H43V202H42V200H37ZM44 197L42 196V199H43ZM58 198V199H57ZM165 198H164V196L163 197H161L160 199H162L163 201L165 200ZM202 198V199H201ZM205 198V199H206ZM212 198V197H211ZM218 198H213V205H212V203L209 201L208 203H210V205L211 206H213V208L211 207V209H213V211H215L216 213H217V211H219V210H216V208H218V207H214V204H215V200L214 199H216V200H218ZM46 199V200H47ZM98 199H100V198H98ZM97 199V201H95V203L94 204H96V203H98L99 204V202H100V200H98ZM106 199V198H105ZM115 199V198H114ZM114 199H113V202H114ZM132 199H134V198H132V196H131V200ZM135 199H137L138 200V198H135ZM134 199V200H135ZM146 199V198H145ZM147 199H148V197H147ZM146 199V200H147ZM155 199V197L153 198V200ZM158 199V198H157ZM188 199V200H189ZM208 199V198H207ZM206 199V200H207ZM210 199V198H209ZM208 199V200H209ZM26 200H24V198H21V201H26ZM32 200V201H31ZM50 200H48V202H46V203H44V204H51V205H55V203L57 204V208L60 206V205H58V203L55 201L54 203L53 202H50L49 203V201ZM90 200H92V201H90ZM110 200L111 199H109V202L108 203H110ZM118 200V199H117ZM117 200H115V202L117 201ZM137 200H135V201H131V204L129 203V200H128V202H126V203H128L129 205H130V207L132 208V206L131 205H134V208H130L129 206V209H131V212H130V214H133L134 216H136L137 218H139V217H141V216H143V217H141L140 219H142V218H144L146 215H144L145 213H146V211H150L151 209V212H149V215H148V212H147V217L148 216H150V215H152L153 213H155V212H153V211H155L156 210V208H158L157 210H156V212H160V210H162V214H163V210L164 209H161V207H162V203H161V206L160 207H158L159 205H157V203H156V205H154L152 208H150L151 206H150V204H149V202H148V200H147V203H146V201H145V203H146V206L144 205L145 203H144V201L143 202H141L140 203V205H142V206H145V208L144 209H141V207H139L140 205H139V203H137V202H139V201H137ZM206 200H204L205 202L203 203L204 205H206L207 204V201ZM220 200V199H219ZM263 200H264V198H263ZM63 201H65V202H63ZM68 201H71V202H68ZM99 201V202H98ZM121 201V202H122ZM159 201V200H158ZM157 201V202H158ZM166 201V200H165ZM184 201V202H185ZM203 201V200H202ZM18 202H20V201H18ZM29 202V201H28ZM29 202V203H30ZM63 202V203H62ZM92 202V203H93ZM111 202H112V200H111ZM112 202V205L114 206L115 205V202L113 203ZM121 202H119V200H118V203L119 204H121L122 205V203ZM132 202H134L135 204H132ZM152 202V201H151ZM156 202V201H155ZM162 202V201H161ZM168 202V201H167ZM189 202H191V203H189ZM199 202H201V201H199ZM198 202V203H199ZM21 203V202H20ZM23 203V202H22ZM27 205H26V207L24 206V203H23V205H21L22 207H25V209L26 208H28V203L27 202H25ZM32 203V204H33ZM53 203V204H52ZM67 203H70V204H68L67 205ZM108 203H105V205H107V207L109 206V205H111V204H109L108 205ZM142 203H144V204H142ZM165 204L164 205H166V202H164ZM198 203H196L195 205H196V207L198 208V207H201V205L202 206H204L203 204H202V202H201V205H199V206H197L198 205ZM17 204H19V203H17ZM17 204H16V206H17ZM31 204V205H32ZM71 204H73L71 207L69 206V205H71ZM98 204H97V208L100 206V208L102 207L101 205H99L98 206ZM101 204V203H100ZM118 204V205H119ZM138 204V205H137ZM159 204H160V202H159ZM169 204H171V205H175V209L171 206V208L169 207V209L172 211H168V210H166L168 207V205L166 206V207H164L165 208V214H166V216H167V213L168 214H170V212H171V214L172 215H170L169 216V220H174V222H175V219H174V216H176L177 218H178V216L180 217L181 216V218L183 217V213H181V215H179L180 213H178V211L180 210H178V209H176V208H180V206H181V210H182V208H184V205H186L185 203H184V205L182 206V205H179L178 204V202H177V204L175 203V202H173V203H170L169 202ZM188 204H187V206L185 207V208H187L188 207ZM10 205V206H9ZM8 205V207L9 208H11V206H14V209H15V205H11V204H9ZM41 205L40 206H38V207H40L41 208ZM53 205V206H54ZM105 205L103 206L104 207V210H105V208L107 209V207H105ZM111 205V206H112ZM176 205H177V207H176ZM217 205V204H216ZM21 206H17L18 207V210L20 209L19 207H21ZM54 206V207H55ZM63 206H60V207H62L63 209H61L60 211H59V209H60V207H59V209H57L56 211H58V212H63V214H62V212L61 213H59L60 214V216L59 215H56V214H58V213H56V211H54V212H51V211H47V210H50L48 207H50V206H45L47 209L45 210V207H43V208H41L42 210H43V212H48L49 214H50V212L53 214V213H55V214H47L46 212V216H45V214L42 212V214H44V215H42L41 214V212H39L41 215H42V217H41V215L39 216V214H38V211L40 210L39 208H37L36 210H38L37 211V214H35L34 213V210H35V208H33L34 210H32V209H28L29 210V212H30V210H32L29 214H30V216H32L33 215V213L36 215V216H39V218L38 219H42V218H45V217H47V215H49V216H51L49 219H51V218H54L56 221L57 220H61V219H63V220H61V222H60V224H58L57 222H55L54 220L53 221H51V220H49V222H51V225L53 224L52 222H54V223H57V226H54V227H56V228H58V225H60V226H62L63 227V225H65L64 227L65 228H68L67 226H70L71 225V227L74 229V232H75V234H77L78 233V230L76 231L75 230V226L78 228V227H82L83 226V223L80 221V223H82L81 224V226H79L77 223V225H75V222L74 223H72V221H71V223L72 224H74V225H72V224H70V223H68L67 221V223L66 224H70V225H66V224H64L65 222H62V221H64V220H68V219H70V218H68V216H67V213L69 212H67V208H65V211L67 212V213H65L64 212V207ZM138 208H137V207ZM150 206V207H149ZM157 206V207H156ZM194 206V205H193ZM208 207V209H209V204L207 205ZM56 207L55 208H53V207H51L52 209H56ZM77 207V208H76ZM95 207V208H94ZM110 207V206H109ZM115 208H116V206H114ZM112 208L111 207V210L113 211V213L114 212H116L115 211V208ZM118 207V206H117ZM120 207V206H119ZM119 207H118V209H117V211L119 210ZM137 209H136V208ZM146 207H148V209H150V210H146L147 208ZM154 207H156L155 208V210H153L154 209ZM196 207H195V210H196ZM205 207V206H204ZM203 207V208H204ZM8 208V209H9ZM29 208H31V206H29ZM76 208V209H75ZM85 208H86V210H88L89 212H87L86 210H85ZM96 208V209H97ZM140 208V209H139ZM159 208H160V210H159ZM190 208H192V205H190ZM12 209H13V207L11 208V210L10 211H12ZM24 209V210H25ZM51 209V210H52ZM75 209V210H74ZM102 209V208H101ZM109 210H105V211H102V210H99V208H98V210H99V212H106V211H108L109 212V217L107 216V212L105 213V216H106V220H108V218H111V220L113 219H115V218H113V215H112V217H110L111 216V212H110V208H108ZM114 209V210H113ZM133 209H135V210H133ZM138 209L139 210H145V211H143V213L144 214H138L137 212H135L136 210L138 211ZM172 209H174V210H172ZM200 209V208H199ZM199 209H197V210H199ZM206 209V208H205ZM205 209H202L201 208V214H202V210H203V212H206V210ZM249 209L251 210V212H256V214H255V218H253L252 219V215H250V216H248L249 214ZM16 210H17V208H16ZM15 210V211H16ZM17 210V212H19ZM22 209H20V211H21ZM24 210H23V212H24ZM27 210V209H26ZM82 210V211H81ZM83 210L84 211H86L85 213L83 212ZM97 210V211H98ZM133 210V211H132ZM180 210V212H182V211H186L185 209H183L182 211ZM190 210H193V208L192 209H190ZM210 210V209H209ZM220 210V211H221ZM9 210H8V212H10ZM41 211V210H40ZM53 211V210H52ZM72 211V215L73 216H75L74 215V212ZM130 211V210H129ZM176 211H177V214H178V216H177V214H175L176 213ZM188 211V210H187ZM200 211V210H199ZM213 211H209V212H211V213H214ZM23 212H20L21 214H19L18 216H17V214H14L13 216H14V218H15V216H17L16 218H18V217H20V215H23L24 213ZM26 212H28V211H25V213ZM33 212V213H32ZM84 213V214H82V213ZM132 212H134V213H132ZM138 212H140V213H142L141 211H138ZM167 212V213H166ZM173 212H174V214H173ZM189 212V211H188ZM187 212V213H188ZM208 212V213H209ZM11 213V212H10ZM10 213H8V214H10ZM23 213V214H22ZM70 213V212H69ZM80 213V214H79ZM87 213V214H86ZM91 213V214H90ZM112 213V214H113ZM128 213V212H127ZM126 213V214H127ZM135 213H136V215H135ZM160 213V214H161ZM186 212L184 213L185 215L187 214ZM189 213H191V212H189ZM188 213V214H189ZM192 213H194V212H192ZM197 214L196 215H199V213L198 212H196ZM210 213V216L212 215ZM219 213V212H218ZM222 213V212H221ZM222 213V214H223ZM28 214V215H29ZM32 214V215H31ZM66 215V217L68 218H66V219H64L65 217V215ZM82 214V215H81ZM86 214V216H85V218H83L82 216L83 215H85ZM90 214V215H89ZM103 214V213H102ZM115 214H118V213H115ZM115 214H114V216H115ZM126 214H124V215H121V216H126L127 217V215ZM130 214H128V217H132V215L131 216H129ZM140 215L139 217H138V215ZM157 214V213H156ZM200 214V215H201ZM204 214L205 213H203V215L201 216V217H204ZM215 214V213H214ZM221 214V215H222ZM26 216H24L23 218H21V219H23V221L21 220V223L23 222H26V220H24V218L25 217H27L28 218V216H27V214H25ZM35 215L33 216L34 217V220H38V219H36V217H35ZM61 215H62V217L63 218H61ZM64 215V216H63ZM154 216H157V215H159V213L157 214V215H155V214H153ZM152 215V217L153 218H155L154 216ZM174 215V216H173ZM189 215H191V214H189ZM194 215V214H193ZM193 215H191L192 216V218H193ZM9 216V215H8ZM13 216H11L10 217V219H9V222L11 221V223H12V220L14 219L13 218ZM45 216V217H44ZM54 216H56V217H58V218H56V217H54ZM69 216H71V215H69ZM93 216V215H92ZM92 216H90V219L91 220H93L92 222L94 223V221L96 220V219H98V217L97 218H91ZM97 216H99V219H102L101 218V215H100V213H99V215L97 214ZM117 217L116 218H118V215H116ZM121 216H119V219H120V223L119 224H121L122 223V221H123V226H121V228L123 229H125V226H126V222H128V221H130L131 222V219H132V224L133 225H135V223H136V225L137 224H139L138 223V220L139 219H136L137 221L135 222V223H133V218H128L127 217V219H129V220H127L126 219V217L124 218V219H126L127 221H125V223H124V220H121ZM133 216V217H134ZM163 216V215H162ZM157 216V218H159V222L160 221H163L164 219L165 220H168V217H167V219L163 216ZM187 216V215H186ZM186 216H184L185 218H187V219H190L189 217L190 216H188V217H186ZM207 216H209V215H207ZM206 216V217H207ZM214 216V215H213ZM215 216H216V214H215ZM60 217V218H59ZM72 217V216H71ZM103 217V216H102ZM108 217V218H107ZM147 217H145V218H147ZM152 217H150V219H152ZM172 217H173V219H172ZM175 217V218H176ZM195 215H194V219H193V222H194V220H196L195 219ZM201 217H198L199 218V220H198V218H197V221H199V223H200V220L202 219ZM205 217V219H206V221H205V223H204V221L203 220H201V221H203V224H208V223H206L207 221H209V219L211 220V219H213L212 218V216H211V218H206ZM217 217H219V214H217ZM216 217V218H217ZM222 217V216H221ZM15 218V219H16ZM72 218H74V217H72ZM160 218H162L163 220H161ZM177 218H176V220H177ZM180 218V222L182 221V219ZM215 218V217H214ZM220 218V217H219ZM219 218L217 219L218 221H219ZM14 219V220H15ZM28 219H30V218H28ZM87 219H89V218H87ZM86 219V220H87ZM99 219H98V223L101 221V223L100 224H103V222H102V220H100L99 221ZM103 219H104V217H103ZM149 219V218H148ZM147 219V220H148ZM149 219V221H151ZM155 219V220H156ZM204 219V220H205ZM221 219V218H220ZM18 220H19V218H18ZM18 220L16 219V221H14L13 223H14V228L11 226V228H9L10 226L9 225H11V223L9 224V222H8V227L7 228H9V230L7 229L6 230V232L8 233V238H6V240L8 239V264H12L11 262L13 261L14 262V259L15 258H17V256L18 257H20V259H15L16 260V262L18 261V263L20 262V264H22V263H26L27 262V264H28V262H30L31 264H32V262H34L35 260H34V258L36 259V263H40V264H63L61 261H64V259L65 258H67V260H69V261H66V259H65V261L66 262H69V263H67V264H71L74 260H77V258H78V256L81 254L82 256H80V257H82V259L81 258H79V259H81V260H83L84 261V258H86V257H84L83 258V254L82 253H80V254H78L79 253V251H78V253H77V251L76 250H80L81 249V251L84 249V247L83 246H81V248H80V244L83 242H81L80 241V239H81V237H83V236H81V237H79V236H77V237H79L80 239H78V238H76L75 237V235H70L69 236V238H68V236L66 237V234H70L71 232L69 231V228H71V227H69L68 228V230H66L65 232H66V234H65V232L64 231H61L60 230V226H59V228L58 229H56L55 228V230H57V231H61V234H63L62 232H64V236H63V242H62V240L60 239V237L62 238V235L60 234V232H57V231H55V230H53L52 229V226H50L49 224H47V225H49L50 226V231H48V226L46 227V225L44 226V224H46V223H42V220H41V222H38V221H36L35 223H34V221L32 220V219H30V222H26L29 226V229H27L28 227H27V225H25L26 223H24V224H22V226L23 227H21V225H20V227H16V225H18V224H15V222H18ZM71 220V219H70ZM69 220V221H70ZM74 220H75V218H74ZM117 220V219H116ZM143 220V219H142ZM146 220V219H145ZM146 220V223H148L149 221H147ZM154 220V219H153ZM152 220V221H153ZM156 220V222H158ZM164 220V221H165ZM168 220V221H169ZM190 220H192V219H190ZM190 220H188L189 222L188 223H190ZM249 220H251L252 221V223H253V227L252 226H249V228L250 227H252V229L251 230H244V228H243V230H242V225H241V223L240 222H249ZM48 222V219L47 220H43V222ZM90 220H88L87 221V223H85L87 226H85V227H90V226H92V227H90V228H93V229H90L89 228V230H94V229H98V230H96L95 231V233H99V235H101V236H103V233L105 232V230H104V232L101 230V229H103V228H107V227H105V226H107V225H105V223L103 224L104 225V227H102V225H100L99 224V228L98 227H96L95 225H97V220L95 221V223L94 224H91V225H89L90 224V222H89ZM109 221H110V219H109ZM108 221V222H109ZM115 221V220H114ZM113 221V222H114ZM118 222H119V220H117ZM117 221H115L114 223V226H115V228H112L113 227V222H112V224H111V222H109L108 223V228H109V225H110V228H112L111 230H112V232H111V230H107L108 232H109V235H111L112 233L114 234V232H113V230H119L120 229V225L118 226V222ZM164 221H163V223H164ZM168 221H165V224H167L168 223ZM183 221H184V219H183ZM197 221H195V222H197ZM218 221H217V223H218ZM1 222V221H0ZM32 222V223H31ZM59 222V221H58ZM130 222H128L129 223V225L131 224ZM154 223V224H152V225H149V228H148V226L146 227V225H148V224H141L142 226L143 225H145V226H143V228L144 227H146V229L144 228V229H142V227H141V234H139L140 233V231H139V235H142V233H144V231L145 232H147V230L149 229V230H153L154 231V229L158 226V230H157V233L158 234H160L161 233V231L163 232L164 230H162V228L160 229V227H162L164 224H158L157 225V223ZM158 222V223H159ZM167 222V223H166ZM171 222H173V221H171ZM171 222H170V224H171ZM173 222V224H175ZM178 222H179V218H178ZM180 222H179V224H180ZM192 222V223H193ZM194 222V223H195ZM18 223H20V222H18ZM107 223V222H106ZM150 224H151V222H149ZM161 223V222H160ZM183 223H187L186 222V220L183 222ZM191 223V224H192ZM30 224H32L31 226H30ZM43 224V226H44V229H46V234H48V232H49V237L51 236V234H52V231L53 232H56V234H59V235H61V236H59L58 235V239H60L61 241H59V240H57V238H56V236H55V238H56V242H57V247H56V249H55V245H56V242L54 241V239H53V235L51 236L52 237V240H50L51 238H49V237H47V239H48V241L47 242H51L52 244H54V245H52L51 243V245H52V247H49V243H48V245H45V247L46 246H48L49 248H47L48 249V251L46 250V248L43 246V243H44V241L45 240H47V239H44V238H46V234H45V231H43V233H44V238L42 239V240H44L43 241V243H42V240L39 238L40 237V234H43V233H40L41 231H39L38 230V227L40 226V225H42ZM116 224H117V226L119 227V229L116 227ZM169 224V225H170ZM191 224L189 225L190 227H189V230L192 232V230L194 229V230H196L195 229V226L196 225H194V224H192L193 226H191ZM196 224V223H195ZM198 224V223H197ZM203 224H202V222H201V224H199V225H201L202 226V228H204L203 227ZM248 224H250V223H248ZM13 225V224H12ZM25 225V226H24ZM95 227H94V226ZM125 225V226H124ZM128 224H127V226H129ZM132 225V226H133ZM136 225L135 226H133V227H127L126 229H127V231H128V229L130 228V230L132 231V229L134 230H137V228H135L136 227ZM156 227H155V226ZM168 225V224H167ZM172 225V224H171ZM170 225V227H171V231L172 232H175V230H176V227L173 225V228L175 227V229H173L172 230V226ZM176 225V224H175ZM178 225V224H177ZM176 225V226H177ZM181 225H184L185 226V224H182L181 223ZM181 225H178V226H180V228L177 226V228H179L178 230H179V235H178V233L177 234H175L176 232H177V230H176V232L175 233H173L172 234V232H171V234H172V236L175 234L176 235V237L177 236H179V238L181 239V235H182V230H188V227L187 228H184V226H181ZM199 225H197V226H199ZM218 224H216V225H214V226H212V227H214L215 229L214 230H216V231H214V230H212V229H209V231H213V232H216L217 233V231H220V230H217L216 228L219 226H217ZM226 225V224H225ZM138 226V225H137ZM151 226H153V228H151ZM186 226H188V224L186 225ZM201 226H200V228H201ZM61 227V229H64L65 230V228H62ZM85 227H83V228H81V230L82 229H84ZM167 227H169V226H167ZM169 227V228H170ZM183 227V229L182 230H180L181 228ZM192 227H194L193 229H192ZM13 228V230H16V231H12L11 229ZM17 228V229H16ZM21 228H25V230L27 229L28 231H26L25 232V235H22V236H20L18 233V231L21 229ZM76 228V229H77ZM132 228V229H131ZM138 228H140V226H138ZM164 228V227H163ZM166 228V227H165ZM164 228V229H165ZM199 227H198V229H200ZM210 228V227H209ZM218 228V229H219ZM247 228V227H246ZM19 229V230H18ZM41 229V228H40ZM43 229V228H42ZM41 229V230H42ZM43 229V230H44ZM73 229H70L71 231L73 230ZM79 229V228H78ZM122 229H120L118 232H120V235H119V233H118V235L121 237H119L121 240H118V242H116L117 244H115L116 245V247L119 245V244H123V245H125L126 246V248H127V250H125V252L126 253H128V249H130V252L131 253H129V254H127L128 256H131V255H133V257H134V254H135V250H136V252L138 251V249L141 247L142 248V250H145V251H143L144 253H141V254H145V253H148L149 252V254H153V252L151 251V249L153 250L154 248H150L149 246H147V244L149 243V242H151V241H149V242H147L148 240H149V235L150 234H152V233H154L155 234V231L154 232H152V230H151V232H147V233H149V235L146 233V234H143L144 236H143V240H144V238H147L148 237V239H146V240H144V241H146L145 243H146V247H145V249L142 247V245L140 244V241H138V240H140V239H138L137 241H138V243L139 244H137V243H135V244H137L136 246H134V242L132 243V241H133V239H134V235L136 234V231L134 230L133 231V233L135 232V234L133 235V238L131 237V238H129V240L128 239H126L127 241H130V243L132 244V245H130V244H125L126 242L124 241L125 239L124 238H122L123 236H124V234H122ZM123 229V230H124ZM159 229H160V232H159ZM207 229V228H206ZM18 230V231H17ZM80 230V229H79ZM102 232V234H101V232ZM129 230V231H130ZM139 230V229H138ZM138 230H137V232H138ZM144 230V231H143ZM148 230V231H149ZM185 230H184V232H185ZM188 230V231H189ZM193 230V231H194ZM204 230V229H203ZM84 231V230H83ZM97 231H99V232H97ZM117 231H116V233H117ZM126 230L124 231V232H127ZM188 231L187 232H185L186 234L188 233ZM202 231V230H201ZM73 231H72V233H74ZM123 232V233H124ZM180 232H181V235H180ZM183 232V233H184ZM190 232V233H191ZM204 232V231H203ZM207 232V231H206ZM204 233V235H206L207 236V238H210V236L207 234V233ZM40 233V234H39ZM51 233V234H50ZM81 233V235H82V233L83 232H79L78 233V235ZM84 233H89L87 230H86V232H84ZM83 233V234H84ZM91 233H92V231H91ZM94 233V232H93ZM94 233V234H95ZM156 233V234H157ZM190 233H188L189 235H190ZM208 233H210V232H208ZM256 234L255 235V237L254 236H252V234ZM22 234H23V231H22ZM54 235H56L55 233H53ZM96 234V235H97ZM107 233L105 232L104 233V235H106ZM126 234V233H125ZM155 234V235H156ZM157 234V235H158ZM170 234V233H169ZM170 234V235H171ZM186 234H184L185 236H186ZM187 234V235H188ZM202 234V232H199V236H200V239H199V236H197L198 237V241H201V236H203V235H201ZM219 234V235H220ZM7 235V234H6ZM115 235V234H114ZM118 235H116L117 236V238H116V240L117 239H119L118 238ZM121 235H123V236H121ZM145 235H147V237L145 236ZM169 235V236H170ZM188 235V236H189ZM215 235V237L217 236L216 234H214ZM42 236V237H43ZM72 236H74V239L76 238V239H78V241H80L78 244L79 245H77V247H76V245H74L72 248H71V246L70 247H67V245H71V243L69 244L68 242L71 240V239H73V237ZM85 236H87L86 234H84V237ZM107 236V235H106ZM113 236V235H112ZM112 236H110V238L111 239H113V241H114V236L112 237ZM135 236H137V235H135ZM187 236V237H188ZM7 237V236H6ZM41 237V238H42ZM72 237V238H71ZM83 237V238H84ZM93 238L94 237H96V238H99L100 236H95V235H93L92 236ZM171 237V236H170ZM190 237V236H189ZM65 238H68L67 239V242L65 241L64 242V240H65ZM71 238V239H70ZM82 238V239H83ZM101 238H103V237H101ZM99 239L100 241L102 240V239ZM106 238H109V236H107ZM106 238H105V236H104V239L103 240H105V241H102V243H104V245L103 244H100V243H98L97 241H95V239H94V242H97L98 244H100L99 245V247H104V246H107V244L105 245V243L106 242H108V240H106ZM174 238L175 237H173L172 239L174 240ZM185 238L186 237H184L183 239L185 240ZM204 237H202V240H204L203 239ZM217 238V237H216ZM85 239H89L88 238V236H87V238H84V240ZM132 239V240H131ZM141 239V240H142ZM176 239V238H175ZM178 239V238H177ZM179 239V240H180ZM187 239H189V238H187ZM187 239L183 242L182 240H181V242H182V244H183V248L182 249H184V247H186V246H184V245H187L186 244V241H187ZM197 239V238H196ZM214 239V238H213ZM5 240V239H4ZM115 240V241H116ZM135 240V239H134ZM141 241V243L142 242H144V241ZM167 240H170V238L169 239H167ZM166 240V241H167ZM194 240L195 239H193V240H191L192 242V244L190 243V240H189V246H196L197 245V243H195L194 242ZM206 240V239H205ZM208 240H210V239H208ZM52 241H54V242H52ZM77 240L76 241H73V240H71L70 242H74L73 244H75V242H78ZM90 241V240H89ZM110 241L111 240H109V242L108 243H110ZM123 241H124V243H123ZM136 241V242H137ZM172 241V240H171ZM170 241V242H171ZM178 240H176L175 242H177ZM196 241V240H195ZM197 241V242H198ZM211 241H212V239H211ZM214 241V240H213ZM60 242H62V246L64 245L63 243H66L65 244V247L63 246V248L61 247V246H59V243ZM85 242V241H84ZM120 242V243H119ZM122 242V243H121ZM170 242H169V244H170ZM173 242V244H175V242L174 241H172ZM171 242V243H172ZM195 243V245H194V243ZM203 242V241H202ZM202 242L199 244V247H198V245L195 247V248H193L192 247V250H195V255H197L196 254V249H200V251L201 250H203V248L201 249V245H203L202 247H204L205 245H207L208 243V247H210V241H204L203 242V244H202ZM207 244H206V243ZM216 242V241H215ZM6 243V242H5ZM87 244H88V242H86ZM129 243V242H128ZM152 243V242H151ZM151 243H149V244H151ZM162 243H164V242H162ZM166 243V242H165ZM167 243H168V241H167ZM166 243V244H167ZM178 243H180V241H178ZM178 243H176L177 245H179V246H181L180 244H178ZM205 243V244H204ZM44 244H46V241H45V243ZM86 244V245H87ZM89 244H90V242H89ZM160 245H162L161 243H159ZM158 244V245H159ZM169 244L167 245V246H169ZM211 244H213V242H211ZM241 244H243L242 245V247L244 248L243 250H241L240 249V247H241ZM50 245V246H51ZM60 245H61V243H60ZM86 245H84L85 247H86ZM102 245V246H101ZM114 245V246H115ZM122 245V246H123ZM127 245H129L130 246V248L127 246ZM138 245H140V246H138ZM152 245V244H151ZM153 245H154V243H153ZM153 245H152V247H153ZM171 245V244H170ZM176 245V247H175V245H174V249L176 248L177 249V251L178 250H180V249H178L179 248V246H177ZM60 248H62L63 250H65V248L67 249V248H69V249H67V250H69V251H62L64 254H62L61 256H62V258H63V255H64V257L65 256H67L68 254H71L72 252H74V247H76V248H78V246H79V248L80 249H75V251L76 252H74V253H72V254H76L75 256H77V258L75 257V256H73L72 254L70 255V258L71 257H73V258H71L72 260V262L70 261V258H68L69 257V255H68V257H65L63 260H61V256H60V253L59 252H61V250L60 249H58L59 247ZM93 246V245H92ZM122 246L120 245V249H121V251H120V253L122 252V251H124L123 249H122ZM156 246H157V244H156ZM163 246H164V248H162V249H164L165 251H166V248H165V245L163 244ZM162 246V247H163ZM82 247H83V249H82ZM88 247H89V245H88ZM91 247V246H90ZM98 247V245H97V248H99ZM117 247V248H118ZM132 247V248H131ZM133 247L135 248V247H138V248H136V249H133ZM147 247H149L150 248V250L149 251H147ZM161 247V246H160ZM188 247V246H187ZM186 247V248H187ZM206 248H208L207 246H205ZM44 248V249H43ZM52 248H54V250L53 251H55V250H57V251H59L58 252V255H54L53 254V256H52V253L51 252H53V251H49V249H52ZM96 248V247H95ZM106 249H107V251L103 248L102 250H104L105 252L104 253H106L107 252V254L109 253V252H111L112 250V248L111 249H109L108 248V246L107 247H105ZM124 249H125V247H123ZM148 248V249H149ZM157 248V250L159 249V247L157 246L156 247ZM171 249V247H170V249H168L169 251L170 250H174V249ZM185 248V250L184 251H186L187 249ZM259 248V247H258ZM70 249H73V251L71 252L70 251ZM93 249V248H92ZM114 249H115V247H114ZM119 249V250H120ZM190 249V248H189ZM188 249V250H189ZM87 250V248L85 249V250H83V251H85V252H87L86 251ZM97 251L99 250V249H96ZM108 250H109V252H108ZM115 250H117V249H115ZM131 250H133V251H131ZM141 249H139V255H140V251H142ZM161 251V249L159 250V251H161V252H165V251ZM167 250V251H168ZM191 250V249H190ZM189 250V251H190ZM208 250H209V248H208ZM33 251H35V252H33ZM57 251H56V253H57ZM82 251V252H83ZM114 251V250H113ZM118 251V250H117ZM117 251L116 252H111V254L110 255H112L113 254V257L115 258V256L117 257L116 259H117V261H118V259H120V258H118V257H120V253H118V254H116L117 253ZM155 251H156V249H155ZM169 251L168 252H166V253H168V255H169ZM176 251V252H177ZM181 251V250H180ZM180 251H178L179 253H180ZM204 251H205V248H204ZM216 251V252H217ZM27 252V254L28 255H30L31 256V254L32 253H34L31 257H30V259H27L29 256H27V255H24V253H26ZM47 252H50V254L49 255H51V256H49L48 255V253L46 254ZM61 252V253H62ZM66 252H68V254L66 253ZM90 250H89V252H87V254L89 253L90 254ZM93 252H94V250H93ZM98 252H101V249H100V251H98ZM119 252V251H118ZM125 252H122L121 254H124V255H126V253ZM138 252H137V255L136 256H138ZM151 252V253H150ZM157 252V251H156ZM156 252H154V253H156ZM161 252H159V253H161ZM175 252V251H174ZM173 251L171 252V254L173 253V254H176V256L177 255H179V253L177 254V253H174ZM182 252V251H181ZM192 252V251H191ZM216 252H214V254L216 253ZM54 253V252H53ZM84 253V252H83ZM102 254H103V252H101ZM183 253V252H182ZM194 253L192 254V256L191 257H193L194 256ZM198 253H199V251H198ZM200 253H202V252H200ZM199 253V254H200ZM208 253H211V252H208ZM85 254V253H84ZM88 254V255H89ZM96 254V253H95ZM106 254V255H107ZM116 254V255H115ZM162 254V253H161ZM169 255L170 256V259H172L171 257H172V255ZM205 254H207V250H206V252H205ZM204 254V255H205ZM214 254H213V257L211 256V258H205L207 261L205 262V263H203V264H214V262L217 260H215V258H214ZM24 255V257H21V256H23ZM40 256L41 258H37V257H34V256ZM47 255V256H46ZM92 255V254H91ZM94 255V254H93ZM99 255V254H98ZM109 255V256H110ZM115 255V256H114ZM123 255V256H124ZM147 255V254H146ZM145 255V256H146ZM158 255H160V254H158ZM168 255H167V257H168ZM203 255V256H204ZM27 256V257H26ZM56 256H58V257H56ZM87 256V255H86ZM90 256V255H89ZM88 256V258L90 259L89 261H91L92 262V260H91V256L89 257ZM95 256V255H94ZM93 256V261H94V259H95V257ZM104 256V255H103ZM109 256L107 255V257H108V259H107V257H104V258H106L108 261H107V263L108 264H110L111 262H115V264H116V260L114 261L113 259L114 258H112V256H110L111 258H112V260H111V258H109ZM122 255H121V259L119 260L120 261V263L124 260V259H126V257H128V256H124L123 257ZM135 256V257H136ZM152 256V255H151ZM153 256H155L156 257V254L155 255H153ZM152 256V260L150 259L151 257H146L147 259H148V262L150 261V262H152L153 260H158V261H160V259H162V257L163 256H166V255H163L162 257L160 256L159 258L157 257V259H155V257H153ZM175 255H174V257H176ZM202 256V255H201ZM200 256V257H201ZM206 256V255H205ZM243 256H245L246 258H247V260L244 262V263H241L240 262V260H241V257H243ZM34 257V258H33ZM60 257V258H59ZM132 256L131 257H128L125 261H123L122 263L124 264V262H125V264L127 263V261H132V262H136V258L134 257V261L133 260H130L131 258H133ZM173 257V258H174ZM179 258L181 257L182 258V256H178ZM178 257H176V259L178 258ZM196 257V256H195ZM195 257H193V258H190V259H194ZM23 258V261H21V259ZM76 258V259H75ZM87 258V259H88ZM154 258V259H153ZM197 258H198V256H197ZM202 258V257H201ZM198 259V260H202V259H204V258H202V259ZM31 260V261H27V260ZM34 261H33V260ZM78 259V260H79ZM86 259V261L88 262V260ZM96 259L97 260H99L97 257H96ZM164 259H166V261H167V258H164ZM164 259H163V262H164V264H166L165 263V261H164ZM175 259V258H174ZM183 259V258H182ZM182 259H178V260H182ZM196 259V258H195ZM20 260V261H19ZM24 260H26V261H24ZM42 260V261H41ZM111 260V262H109ZM177 260V261H178ZM38 261V262H37ZM64 261V263H66ZM85 261V262H86ZM168 261L172 264L173 262H172V260H169V258H168ZM183 261V260H182ZM194 261V260H193ZM193 261H191L190 263H192ZM203 261V260H202ZM15 262V263H16ZM61 262V263H60ZM82 262V261H81ZM85 262H83V264H85ZM86 262V264H91V262L89 263H87ZM96 262H98V261H96ZM134 262V263H135ZM154 262V261H153ZM17 263V264H18ZM24 263V264H25ZM74 263H76V261H74L72 264H74ZM99 263V262H98ZM98 263H96V264H98ZM157 262H155L154 264H156ZM169 263V264H170ZM180 263V262H179ZM181 263H183V262H181ZM180 263V264H181ZM186 262L184 261V264H185ZM189 263V262H188ZM189 263V264H190ZM196 263H198V262H196ZM35 264V263H34ZM77 264H80V261H79V263L77 262ZM92 264H95V263H93L92 262ZM101 264V263H100ZM104 264V263H103ZM114 264V263H113ZM117 264H118V262H117ZM147 264V263H146ZM153 264V263H152ZM167 264H168V262H167ZM177 264H178V262H177ZM194 264V263H193ZM198 264H200V263H198ZM215 264H216V262H215Z\"/></svg>", "mask_w": 264, "mask_h": 264}]
</instances>
